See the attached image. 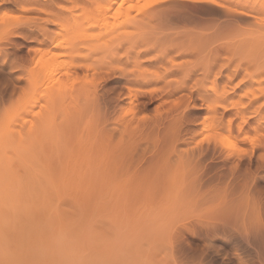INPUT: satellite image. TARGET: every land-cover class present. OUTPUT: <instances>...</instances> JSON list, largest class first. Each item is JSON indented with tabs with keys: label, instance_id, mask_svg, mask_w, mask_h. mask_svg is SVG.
Listing matches in <instances>:
<instances>
[{
	"label": "rangeland",
	"instance_id": "374dc122",
	"mask_svg": "<svg viewBox=\"0 0 264 264\" xmlns=\"http://www.w3.org/2000/svg\"><path fill=\"white\" fill-rule=\"evenodd\" d=\"M119 1L120 0H118L116 4L114 3L113 6H112V8H113V10H114V8H115V10L117 8L118 9V12H119V10H121V12L118 13L116 11L118 14H116V13L113 14V10H112L111 13L109 12V14L112 15V16H110L109 14H107L109 16V17H107L106 16V13L105 12L104 13L103 12H100V10L101 9H104L103 7H105V5L107 6L109 4L108 3V2H110L109 0H58V4H60V7H56L54 10L56 12L59 10L58 12L60 13V11H62L63 9H65L64 10V14L60 13V15H57V17L59 16L61 18V16H62L63 18L61 20H59L55 16V14H54V16L56 17V18H54V20L55 19H56V21L58 20L59 23L56 22L55 24H48V25H46V29H47V32H48L46 35H43L42 33H40V31H38L39 29L36 28V23H37V21L40 22L41 20H45L49 16L47 13H44V12H41V13L24 12V11L21 10V8L18 5L16 6V4L15 3H12V2H7V3L0 4V18H1L0 20H2V21H4V19H2V18H5L6 16H20V17L22 16L21 17V18H23L22 20H26L27 17L28 18H31V17L37 15V19H39V20H36V17H35L34 19L32 18L33 21L36 20L34 22L31 21L30 19L28 21H31V22H28L27 20L24 21L26 23L23 22L24 23L23 26L27 30L24 29L23 31H21V32H19L17 34H14V35H7L6 34V36H5V34H4L5 32L2 30V28H0V32L1 31L3 32V33H0V52H1L0 53V58H1L0 60H3V61H1L2 63L0 62V65L1 66L3 65L2 67L0 66V106L3 107V108L5 107L4 110L2 109L4 111V112L2 111L4 113L3 116L4 115L7 116V114H5V113H7V111H8V113H9V111H14V109L17 106V109L19 111H20L19 107L21 108V111H20L21 114L19 112L20 115L17 114L15 116V119L16 118H18L19 120L21 119L20 121H22V122L25 121V120H28V122L25 121V123L27 122L30 125V122L31 121H32L31 123L34 124V122L37 120V119H34V118L37 117V114L40 113V112L38 113L37 111L41 110L45 106H46L45 107V110H47V105H48V103H46V99H47L46 95L47 94L45 93L46 91L44 92V90H43L45 88V86H46L45 83L47 82V79L44 81L43 78L42 79L41 78H37V77H39L40 73L42 74V72H39L38 73V68H40V67H38L37 69L35 68V70H34V72L37 70L36 73H38V74H36V73L34 74V75H36L37 80L38 81L41 80L39 83L37 82L38 83L37 85H38V88H39V90H37V91H40V89L43 88V89H41L40 92H37L36 91L37 86L35 87V90L34 91L36 93H38V95H37V94H35L34 91H33L34 93L31 92L33 90V87H34V85H33L34 83L31 82L34 77H31L30 76V75H33L30 72V70L31 71L33 70L32 67H31L33 65H31L30 68L29 67H26V68L29 69L28 72L31 73L30 75H29V73H27V69L24 68V70H23V69H21V68H23L21 66H24V65L27 66L28 64L31 63V62L29 63L30 57H32L30 55H32V54H34V52H36L34 50H39L38 53L34 54V56H40L42 54V53L40 54V50H41V52H44L47 47L48 48L50 47L47 50H50L51 49V50H54V51H56L58 53V52H61L63 50V46H65V45H68L69 46L70 40H72V38H73L75 41L73 42V40H72L71 41V44L74 43L75 44V48H74V51L73 50H71V51H73L75 53V51H76L75 49L81 43L80 44V47L81 48L84 47L85 50H87V51H84L83 50L84 48L83 49L80 48L81 50H83V53L87 55L88 54L87 52H89V55L88 56L89 57H93L94 56V57H93V59L88 57L89 58V61H88V58L85 61L83 59L82 55H80L81 58H79V59H83L85 62L88 61V63L89 62H91V63L88 64L89 66L86 69V66L87 65H84L85 62L83 63V61L81 62V60H80L81 64H79V62L76 63L75 61L72 62L73 61V58H72V61H69V59L71 60V57H69V55H71V53H67V56H65L66 55V54H64L65 52L63 53V51H62V53L64 54L65 57L62 55V53H60L61 56H62V58H61L60 54H58L60 57H58V58L55 59V60H58V62H57V65L58 66H56L57 68L56 69H54L55 67H52L53 69L51 68L53 70V72H54V70L55 71L57 70L59 72V74L57 72V74H58V76H57L56 72H54V74L56 76L54 75V76H51V77H55L53 79H56V77H58V80H56V81H59L60 80L61 83H62L63 79L64 78H67L68 74L71 75V73H69V72L72 69V67L71 68H67V67L72 66L73 65L72 63H74V64H76V65H73L75 67V68L73 67L75 70L72 69L71 71L73 72L72 74H74L75 72L78 73V75H77V73L74 74V77H76V81H77V78L78 79L80 78L81 81H79V82L82 83V81H83V84L84 83L87 84L88 81H86V78H85L86 75H85L84 72L88 73V76L91 78V80L89 78V81H92V79H94L92 81L93 83L91 82L93 84V88H94V85H95L94 82H98V84L96 85V88L98 87L97 89H99V90H95L98 95L95 92L93 98L91 97L92 95L89 96L90 99L88 98L89 99L88 101H87V99H86V101L83 100L84 102H82V100L79 101V103L81 105L79 103L78 104L80 106H78V104L76 106V104L73 103L76 106L75 108L73 107V109H71V107H70V104L71 103H69L70 102V97L69 96L73 95V93L70 92L71 95L68 94L69 96L66 95L67 94L66 92H65L66 94H64L66 96V99H67V97H69V100H68L69 102L66 101L65 97L63 98V97L60 96L61 98H60L59 101H57V103L58 104L59 103L61 104V108L58 109V111H57V118L55 119V122L51 126L52 135L47 136V137L43 136L41 138L42 139V143L41 144H37L36 149H35V153H36L37 157L39 158V165L42 164L43 165L42 167H44L45 169L48 170V172H49L48 173L49 174L48 177H52V175H53V177H55V176L59 177L63 173H67V172L69 173L71 171L70 170V166H72V164H74V162L77 161L76 164H78V162H80V161L83 162L84 161V160H80L82 157L84 158V155L83 156H81V155L79 156V154H82L83 152H85L84 153L85 156L88 155V158L86 157V160L89 161V163H90V164H88L89 166L87 165L88 162L86 160H85L86 161V164H85V162H83V163L86 166H88L89 168L91 167V171H93L94 174L87 167H86V171H84L85 169L82 170L85 167H84V164L81 162L80 163V166H77L76 168L75 167L74 168L71 167L72 168V172H70V174H68L69 176H67V180H68V178H70V176H72V178H73V174H74V176H76L78 178V179L76 178L74 180H76L78 183L75 182V181H73V180H72V182L73 183L75 182L78 185L80 184L79 183L80 181H81V183H84V181L87 182V184H84V186H83V194H82V197L80 195V192L81 191L79 193L77 191L78 190H81V187L80 186L83 185V184H80L79 185L80 188L78 186H77V189L76 188H73V189H76L77 190V191H73V192H75V193L77 192L80 195L81 200H80V197H78L79 195H77V197H78L79 200L78 201H75V200H77V199H75V195L69 194L72 191L69 192L70 188H65L69 184H66L67 185L66 186V185H64L63 182H61L62 187L58 184L61 188L68 189L67 191L69 193H67V191L65 193H67L69 195H72V197L70 198L69 195L66 196L67 194H65V193H64V196L62 195V197L63 198L64 197H66V198L68 197V199H71V202H76L75 203V205H76L75 209L78 208L77 210L81 214H82L81 211L84 210V208L87 210V211L85 210V212L83 211L85 214L84 213L82 214L83 216H86L88 218L86 220L87 223H88L87 225H90L89 224L90 221L92 222V223L90 222L91 225H92V227L90 225V227L88 226L89 229L88 228H85L86 223H85V220H83L84 217L81 218L82 216L80 214L81 217H79L80 218L79 219L78 218V215L76 213L77 210H75V213L77 215L76 216L77 218L74 217V218H76L75 220L77 221L79 219L78 220L79 222H81L80 220H83V223L82 224H85V226H83V227L85 229L91 230V231H89V234H86L88 232V230H87V232H85V236H86L85 238L87 239V235L89 236L91 234H92L91 236L93 237V238H91V236H90V238L88 237L91 241H89V239H87L88 240L87 242H89L88 243L89 245L86 244V245H88L87 246V249H88V254L90 255V256L88 255L89 256L88 259L91 258V255H92V257L94 256V260H93V258H91L90 260H88L89 261L88 264H92L94 261L96 262V260L97 261L100 260V262H96V264H107L108 262H110L108 264H115V263L117 264L116 261H118V260L120 261V262L118 261L119 264H150V263L151 264H244V263L245 264H263L264 263V259H263L264 258V230H263L264 229V224H263L264 223V220H263L264 219V216H263V213H264V211H263V209H264V206H263L264 205V200H263L264 199V192H263L264 191V169L262 168V166L264 165V159H261L260 157L262 155H264V135H263L264 132H262V131H264V127H263L264 126V122H263V120H264V118H263L264 117V33H263L264 32V28L262 30V26L258 23V18L264 17V8H262L264 6L263 5L264 4V1L262 0L263 2L261 1V3H263V4H261L260 3V0H257V2L254 1V0H241V1L240 0H218L221 3L227 5L228 6V7L226 6L227 9L226 8H223V7H218V6H215V5H212V4H208V3L190 4L188 2L163 1V2H161L159 4L153 5L154 7H150V10L149 11H146L144 13H140V11H141L140 5H142L144 3V0H140V1L135 0L134 3L137 6L135 8H131V9L129 7H128L129 9L126 8L128 6L126 1L123 3L124 4L123 5L124 7H121L120 4H119V6H120V9H119L118 8L119 7L118 6V2ZM248 1L250 3L251 2L254 3L255 4V8H253L254 6L251 5L252 3L250 4ZM130 2H133V1H129V3ZM105 3H107V4H105ZM101 5H102V8L100 9V6ZM116 5L118 7H115ZM125 5H127V6H125ZM229 6L232 7L233 9L229 8ZM18 7L20 8V10H18L19 9ZM56 9H58V10H56ZM138 9H140V11H138ZM230 9H231V11H230ZM236 9L237 10H240V9L241 10H243V9L244 10H247L251 14H253L254 17L242 15V14H239V13H235L234 10L236 11ZM232 10H233V12H232ZM65 11H67V12H65ZM101 11H103V10H101ZM128 11H130V12H128ZM68 12H70V13H68ZM98 13H101V14H98ZM126 13L127 14L129 13L130 14V16H131L130 18H133L132 15L133 16H138V19L139 20L138 19H135V21L133 20L134 21V24L135 25H138V26H135V25L132 26L133 25L132 24L131 25L132 27H131V26H129L130 24L127 23V25H126V24H124V22H122L123 21V18L126 19V17H125V14ZM136 13H137V15H136ZM99 15L102 16V17H100ZM122 16H124V17L121 19ZM51 18H52L51 16L48 17V19H51ZM75 19H76V22H75ZM78 19L79 20L81 19V20L79 21ZM7 21H8V23L13 22V21L9 22L10 20H8V19H7ZM69 21H74V22H71L72 23L71 24L72 25L71 28H75V27L77 28L80 23H82V25L84 24L83 25L84 27H82L80 25L81 27H78L77 30L76 29H72V32L69 31L70 32V34H69V32L66 31L67 27L70 26V25H68L70 23ZM81 21H83V22H81ZM118 21H119V25L121 26L119 29L116 28L119 25L117 23H115V22H118ZM133 21H131V22H133ZM136 21H139L140 23L137 22L139 24H136L135 23ZM65 22H67V23H65ZM120 22H122L123 24H120ZM4 23H6V18H5ZM31 23H35V25L32 24V26H35V27H30L31 26ZM40 23H42V21ZM112 23L114 24V26H113ZM115 24L117 25L116 27H115ZM62 25H64L63 26L64 28L62 27ZM55 27H57V28H55ZM113 27H114V29L116 28L118 30H116V29H115L116 31L113 30ZM63 29H65V30H63ZM110 29L113 30V31H115V32L112 31V34L111 35H110V32L111 31L108 32ZM51 30H53V31H51ZM69 30H71V29H69ZM120 30H122V31H120ZM57 31H60L59 34H58ZM117 31H119L120 34ZM116 32L119 34V36H116V35H118V34H115ZM124 32L125 33H128V34H132V36L130 35L131 36V38H129L130 40H127L126 39V37L128 38L129 36L128 35L126 36V34ZM64 33H66V34H64ZM1 34H4V35H2L3 37L1 36ZM68 34H69L70 39L67 37ZM122 35H124L125 37H123ZM62 36H63L64 40H66L68 38V42H69L68 44H67L66 41L60 40V39H62ZM73 36H76V37H73ZM113 36L114 37H117V40H118V38L120 39V36H122L121 38H123V39L120 40V41H123L120 44H117L118 41L116 42V45H118V47L114 44V42L116 41V38H115V41H114V39H111V37H113ZM43 37L46 40L43 39ZM132 37H134L135 39H137V40H135L136 42L135 41L131 42L132 40H134V38H132ZM142 37L145 40L147 39L146 40L147 42L148 41H151L152 39L155 40L158 37L160 39H156L155 41L153 40L154 43L156 42V45H157L158 44L157 42L160 40V42L162 44L159 43L158 46H156L157 49H158L157 50L155 46H154L155 47V49H154L153 48V45L151 43L149 44V42H148V44L150 46L152 45V48L151 49H154L153 51H156V50L157 51L156 52H153V51H151V49H149V52L150 53H146V56L142 53L145 57L143 55L139 54V57H140V55L143 56V57L137 58L136 55H138V53L141 50H143L146 46H147L146 48H148V45H145V47H144V44H147V42ZM145 37H147V38H145ZM53 38H55V39H53ZM47 39H50V41L47 40ZM124 39H126L127 41H130L131 43L130 42L127 43V41L124 40ZM52 40H54V41L52 42ZM55 40H60L59 43L61 41H63L62 43H60L61 45L63 44L62 46L59 44L61 46V47L58 48L60 51L58 49L57 50L54 49V48H56L55 47L56 46V42H58V41H55ZM162 40L164 41V43L162 42ZM112 41H114V42H112ZM143 41H145L144 44H143ZM42 42H44V43H42ZM134 43H136V44H134ZM41 44H43V45H41ZM44 44H46V45H44ZM48 44H49V46H48ZM77 44H78V46H77ZM112 44H113L114 47L117 48V49L115 48L116 50L112 47ZM122 44H123V47L124 46L126 47V48H124V50H126L125 51L126 52L125 54H127L126 56H127L128 59L127 58L126 59H123L126 56H124V57L122 56V55H124V50H121V49H123L122 48ZM141 44H142V46H141ZM160 44H161V46H160ZM163 44L166 45L164 48H162L164 46ZM171 44H174V46H172ZM178 44H179V47H178ZM53 45H54V47H52ZM83 45H86L88 47H89V45H93L94 47H89L88 48V47H85ZM96 45H98V46H96ZM135 45H137L138 47L135 46ZM99 46H102V48H97ZM129 46L130 47L132 46L131 47V50L133 49L132 51L131 50L129 51ZM140 46L142 48L143 47L144 48L141 49V50H139V52L137 51V54H136L135 51L138 50V48L140 49ZM167 46L168 47L170 46V47L168 48ZM73 47L71 45V47H69V48H73ZM96 48L98 50H96L94 52V49H96ZM65 49H66V46L64 47V50ZM165 49H167V50H165ZM47 50L45 52H47ZM90 50H92V51H90ZM111 50H115V52H114L115 54L110 53ZM162 50H164L165 52L168 51L167 54L165 55V53H164V55L161 56V53L160 52ZM80 51H79V53L82 54V51L81 52ZM106 51H108L109 54H112V55H108L109 57L111 56V57H114L115 58L116 56L119 57L120 54H121V56H120L121 58L119 57V59H121L120 62L118 61V58L117 57H116L117 60L114 59V58H113L114 59L113 60V59H111V57L108 58L106 55H105V58H104V54H106ZM128 51H129V55H128ZM164 51H162V52H164ZM66 52H67V49H66ZM103 52H105V53H103ZM157 52L160 54V57L157 54ZM169 52L171 54H169ZM92 53H93V56H92ZM1 54L2 55L4 54V56L1 57L2 56ZM37 54H40V55H37ZM147 54H149V55H147ZM156 54L158 55V57L161 60H159V58H156L157 57ZM73 55H75V54H73ZM73 55H71V56L73 57ZM135 56H136V59H135ZM68 57H69V59H67ZM64 58H66L67 60L64 59ZM214 58L217 59V60H215ZM62 59H64L65 62H62L63 64L61 65ZM90 59H91V61H90ZM109 60H110V62H109ZM123 60H125V61H123ZM134 60L135 61L137 60V61L135 62ZM66 61H68L69 64L66 63ZM113 61H115V62H113ZM129 61H131V62L129 63ZM215 61H217L216 63L218 64V66H216V67H218L219 69H220V66H222V65L224 67V65H226L227 63H229V65L231 64L230 67H232L231 70H233V71L231 72V75H232L231 80L230 81L228 80L229 82H226L227 78L226 77L224 78L223 77L224 75H222V76L219 75L218 76L219 78L217 76L214 77V78H216V84L214 83L215 79L213 78V75L211 76L210 74H208V75H210L212 77L211 80L212 81L214 80L213 82L210 79L204 78V76H205V74H204L205 73V71H204L205 68H207V66L209 64H211V65H213V64L217 65L215 63ZM133 62H135V63L133 64ZM9 63H11V64L8 65ZM82 63H83V65H82ZM112 63H114L113 64V68L108 66L109 64L112 66ZM78 64L80 66H78ZM55 65H56V63H55ZM44 66H46V65H44ZM115 66H117V69H116ZM10 67H12L13 69L10 68ZM82 67H85V68H82ZM18 68H20L21 70L18 69ZM58 68L60 69L61 72H63L64 68H65V70L67 68V72L66 71H64V72H66L65 74H67V73L68 74L65 75L64 72L61 73L58 70ZM89 68H90V70H89ZM110 68H112V70H110ZM215 68H214V70L217 69V68L216 69ZM10 69H12L13 71L10 70ZM45 69H46V67H45ZM45 69H44V71H45ZM167 69H170L171 71L169 72V70H168V71L165 72V70H167ZM192 69L194 71H191ZM219 69H217V70H219ZM42 70H43V68H42ZM47 70L48 69H46L45 74H48L49 73V72L47 73ZM52 70L49 69L50 73H51ZM68 70H69V72H68ZM105 70H108V73H107L108 75L106 76V78L108 80L104 77V74H103V72ZM115 70H116V73H115ZM121 70H123V72ZM196 70H197V72H195ZM16 71H18V72H16ZM40 71H41V68H40ZM44 71H43V73H44ZM112 71L114 73L111 74V76H110L109 74L112 73ZM53 72L51 73L52 75H53ZM125 72H126V74H125ZM98 73H100V75H102V77H104V78H102ZM136 73L137 74L140 73L141 75L143 74L141 77H143L145 74L147 75L148 78L149 77L151 78L152 76L155 77L154 79L156 81L153 80V78H151L154 81V83L151 82V86L150 85H147L148 89L147 88H145V89L142 88V89H144V90H146V89L149 90L150 89V91L153 90L155 92L154 96L158 95V97L157 98L155 97L154 99H151L148 96L135 97V95H134V97H133L134 103H132V105L135 108L132 105H130V107L129 106L128 107H129V109L133 107L135 110L132 108L130 110V112L132 111L133 113H129L130 115L128 114V115H125V116H127L126 119H128V117L131 116L129 118V120H130L132 118V116L135 115V112H136L137 114L135 115V117L133 116L135 119L134 118H132V119L135 120V123L136 124H138L140 122H142V123H140L141 125L139 124L141 127L139 129H136L135 130V135L133 136V134H132V136H133L132 138H134L135 140L130 137V140L131 139H132V141L134 140L135 143L132 144V145H134L135 147L132 146V145H130L131 147H133V148H131L128 145V147L130 148V149H128L129 150V154H128V152L125 153V150L127 151V149H124V148H128L127 146H125L123 148L124 150L122 149V151H124V153H125L124 154L122 151H120L121 150L120 148H122L121 146H124L127 143V140H128V143H129V139H128L129 136L128 135H131V133L128 134L126 132L127 133V136H125L126 133L123 132L125 134L124 135L120 131H117V132H119L121 134L119 135L118 133L115 132L116 133V136L113 139L114 135L112 136V133H114V132H111V134H110V131L107 132L106 130L111 129L118 122H120V123L123 122V121L121 122V121L118 120V119H121L122 116H118V114H120V113L117 112L116 109L117 108H120L119 106L121 104L122 105L125 104L124 106L129 105V100H126L127 98L126 99H122L124 97L121 94L124 95L125 92L127 93L128 91H126V90L128 88H130V87L131 88H135V89L136 88H139L138 87L139 85H137V84H135V86L133 84H131L132 85L131 86L129 84L127 85V82L128 81L126 82V80H128V79L135 78L134 76L136 75ZM164 73L166 75H168V76H166ZM90 74L92 76H90ZM115 74H117L118 76L117 75L115 76ZM140 74H138V75H140ZM151 74H154V75L151 76ZM155 74H157L158 76L157 75L155 76ZM162 74L165 76L164 77L165 79L163 78V81L157 80V79H159L158 78L159 75H161L160 77L163 76ZM20 75H22V76L20 77ZM27 75H29L28 76L29 77L28 80L26 78ZM42 75L40 77H43ZM97 75H99L101 78L98 77ZM126 75L128 77H130V78H128V77L126 78ZM146 75H145V77H146ZM12 76L13 77L15 76L14 79L12 78ZM60 76L62 77L61 78L62 80L59 78ZM88 76H87V80H88ZM93 76H95V77H93ZM192 76H194L195 78L192 77ZM249 76H250V78H252V80L250 79L251 82L249 80ZM45 77L46 76H44V78ZM72 77L71 78L68 77L67 80L64 79L67 82V85H66V88L68 86L67 91H71V89L73 91V88H75V87L77 88L78 87V89L76 91V92H78L79 88L82 89V87H81L82 84L80 83L81 86H79L78 85L79 83H77L78 81L77 82L75 81V83H74L72 81V79L74 77L73 78ZM47 78H49V77H47ZM97 78L100 79V80L103 79L104 81L103 80H101V81L100 80H97ZM138 78H140V76ZM192 78L194 79V81H192L193 80ZM208 78H210V77H208ZM17 79H19V80H17ZM25 79L27 81H29L30 84L33 83L31 85V86H33L32 88L30 86V87H28L30 89L27 90V86L29 85V83ZM184 79L187 81V85L188 86L190 84H192V86H193V84H197L196 83L197 81L199 83H201V82L203 83L206 80L207 81L210 80V82H207L206 81V83H208L209 86L206 83H204V85L202 84L203 85L202 87L201 86H197V85H200V84H197L196 85L197 88L195 86H193V89H198V87H200L199 88L200 90L204 86L205 87L208 86V89H206V90L205 89H202L201 91H204L205 90L204 92H208L207 94H208V97L209 98L207 100H209V102H211L214 99V98L212 99V97H214V94L215 93L213 94V92L209 88L214 83V85H216L217 90L219 88L222 92L225 89H230V94H229L230 95V99H229V102L231 100L230 103L233 106H234L235 103H237V104H235V106H237L238 108H240V107L243 108V106L246 105L244 108L246 110V113L247 114L249 113V114L246 115V113H245L244 114L245 117L246 116H249L250 113L252 114V111L256 110L252 114L254 117L252 115L249 116L250 117L249 118L250 124L246 125L245 127L243 126V129H242V127L240 125L242 124L241 122L243 121V118H242L243 116L242 115H241L242 117L241 116L239 117L238 115L235 116L236 111L238 110V108L236 107V109H235V106H234V108L232 107L233 109H231V111L233 110V112L231 113V111H230L231 115L234 117L233 118V120H234L233 121V126H232L231 131H230L232 134L231 133H228L227 134L226 133L227 131H223V130H222V133H221V130L218 129L217 131L220 132V135H219V133H217V131L210 129V131L209 130H206V131H209V133L206 132V131H204L203 132V135H201L202 137H204L208 133V136H209V134L212 136V134H213L212 131H214V132L217 133V135H213L212 138L214 136H217L216 138H218V136H221L225 132L226 134L225 133L223 134L224 137L223 138L221 137L220 139H223L227 143H228V140L229 141L231 140L232 143H235L236 144V147L238 149L239 148L245 149V153L248 152L247 150L252 147L251 150L249 149L252 155L250 154V152L247 153L248 155H246L244 153L245 158H244V156H242L243 152H238L237 151V148H235L236 149L235 151L233 149V151H234L233 153H232V150H230L232 148H228V150H230V152L232 153L231 160H230L231 163H228V165H230V166L232 165V167L236 166L237 164L240 165V166L237 165L238 168H239V170H237L238 168H236V170L234 171V173H237L236 174V176L238 175L237 177L234 175L233 172H231V171H230L231 173L228 172L229 169H230V167H228V165L226 167L225 166H223V167L221 166V159L223 158V156L221 158L220 155H218L219 153L217 154V156H219L221 159L219 158L218 159L219 161L216 159L215 161H213V163L216 164L218 162V165H220V167H222V168H220V167L218 168L217 167L218 165H215V166H216V168H218V169H220L222 171H223V169L225 171V168L228 169V170L226 169V171H227V174L229 173L230 177L227 176V174H226V177H229L228 179L225 177L228 180L226 182L227 185L224 183L226 181L225 178L223 179L225 181H223L222 183H221L222 180L219 181V182L217 180H213L214 182L213 183H210V182H208L209 180L207 181L205 179L206 177L204 178L205 180L204 181L202 180V182H201V183L204 182L203 185H206V186L200 185L199 179L203 175V169H199L200 168L199 167L200 164H199V166H197L198 163L195 164V162L197 161V159H195V157L192 158V153H193V152L191 153L192 148L189 149V147H190L189 145H191V144H192L191 147H193V149L196 148L197 147V144L196 145L194 144L196 142H194V140H192L191 141V144L189 142L188 144L186 143V145L184 144L185 142H183V141L180 142V141L177 140L178 142L177 141L174 142V139L175 138L176 139H180V137L182 136V135H180L181 134L180 132H182V134H183L184 133L183 132L184 130H182V129L188 128L190 126V123H186L183 120L182 122H177L175 124L174 122L176 120L175 121L173 120L174 122L171 121V125H169L170 123H168V121L167 122L164 121V123H166V124L159 127V125L154 122L156 116L159 115L158 113H156V114L154 113L155 110H158L159 112L162 111L163 113H165L166 108H170L169 107L170 104H172L171 105V108L173 107L174 104H175L174 107L176 106L177 108L181 104V103L179 104V102H180V99H181L180 98V94L182 92L177 93L174 96H165V92L162 91L163 88H164V86L166 87L165 84L166 83L168 84L169 82H170V84H171V82H173V83L174 82L175 83L176 82H180V81L182 82ZM202 79L204 81H202ZM51 80H49V82H51ZM69 80H70V82H69ZM255 80H257V81H255ZM191 81L193 83H191ZM11 82H12V85H11ZM53 82H55V80H53ZM64 82H63V85H64ZM164 82H166V83H164ZM43 83L45 84V86H44ZM68 83H69L70 86L68 85ZM89 84H90V82H89ZM92 84H91V87L89 86L90 89L92 88ZM13 85H15V86H13ZM35 85H36V83H35ZM161 85H162V87H161ZM222 85H225V86H222ZM99 86H100V88H99ZM126 86H128L127 89H126ZM244 86L247 87V88H245ZM69 87H73V88L69 89ZM189 87H191V86H189ZM231 87H233L234 89L231 88ZM17 88H18V90H17ZM93 88H92V90L96 89V88H94V89ZM84 89H86V88H84ZM84 89H82V90H84ZM122 89H123V91H122ZM10 90H12V91L10 92ZM164 90H165V88H164ZM207 90H209V91H207ZM256 90L258 92H256ZM260 90H263V92L260 91ZM27 91H29V92H27ZM160 91H162V93ZM254 91L257 93V94L255 93L256 95L254 94ZM158 92H160L159 93L160 95L163 94V92H164V94H163L164 96L161 95L163 97H161V96L159 97ZM183 92L185 93L186 90L183 91ZM7 93H8V95H7ZM119 93H121V94H119ZM44 94H46V95L43 96ZM115 94L117 96L118 95H121L122 96V97L121 96H118V98L120 97V100L119 101H118V98L115 96ZM182 94H181V97L183 95H186L187 92H186V94H183V95ZM84 95H83V98H84ZM95 95H97V98H94V97H96ZM110 95H111V97H110ZM242 95H244V96H242ZM71 97H75V96H71ZM112 97H113V99L111 100ZM37 98H38V100H37ZM78 98L79 99L82 98V95H81V97H78ZM105 98L106 99L108 98L107 99L108 101H106ZM183 98L186 99V97H184V96H183ZM61 99L62 100L65 99V101H62ZM30 100L31 101L34 100L35 103H32L33 101L30 102ZM72 100H73V98H72ZM109 100H111V101H109ZM181 100H183V99H181ZM37 101H38V105H37ZM73 101H71V102H73ZM117 101H118L119 105H118ZM183 101H185V100H183ZM197 101H198V103H197L198 105L202 104V103H200L201 101L199 99H197ZM241 101H242V103H241ZM61 102H63V103H61ZM66 102H68V103H66ZM120 102H121V104H120ZM238 102H239V104L240 103L241 104L239 105ZM256 102H257V104H256ZM109 103L110 104L112 103L113 105L112 104L109 105ZM243 103H245V104H243ZM3 104L5 106H3ZM6 104L7 105H10V106L7 108V105ZM30 104L33 105L32 106V107H34L33 109L32 108L30 109V107H31ZM35 104H36V106H35ZM242 104H243V106H242ZM65 105L66 106L69 105L68 106L69 108L67 107V109H66L65 108L66 107ZM71 106H73V105L71 104ZM111 106L114 107L113 109H115V111L117 112V116L120 117V118L117 119L118 120L117 123H115L114 125L108 126L107 127L108 129H107L106 127H104V124L105 123H106V126H107L109 124H113L116 121V119H115V121L113 120L114 119L113 116H115L116 114L113 113L114 110H112V107ZM124 106H123V108L121 107V109H122V111H120L121 112V115L127 113L126 110H128V109H127V107H124ZM180 106H182V105H180ZM12 107H13V109H9V108H12ZM106 107H108V108H106ZM182 107H179V109L182 108ZM253 107H255L256 109L255 108L252 109ZM17 109H15V110H17ZM105 109H108V110H105ZM29 110H30V112H28ZM43 110H44V108H43ZM180 110H183V108L180 109ZM188 110H189V112H187L188 113L187 114V116H188L187 119H188V121L191 120V121H189L191 123L193 122V119H194V121H196V119H197V121H198L197 123H200L201 119L205 120L204 117L205 116H209L207 114L210 113V112L207 113L209 110L207 111V109H206L205 106L202 107V108H195V109H193V107H191ZM188 110H185V112L188 111ZM250 110H251V112H249ZM124 111H125V113H123ZM2 112H0V114H2ZM106 112H108V113H106ZM111 112L113 113V116L111 115L112 117L110 116ZM103 113L106 116H104ZM163 113H162V115H163ZM22 114H24L23 117H25V118L22 117ZM107 114H109V116H107ZM33 115H34V117H33ZM40 115H41V113L39 114V116ZM43 115H44V113H43ZM100 115H102V118H101ZM153 115H155V116L152 119L151 116H153ZM189 115H190V117H189ZM41 117L42 116H40L38 118H41ZM105 117H109V118L107 119ZM149 117H151V118H149ZM4 118H6V117H4ZM4 118L0 117V122H2L3 120H1V119H4ZM111 118H113V119H111ZM148 118H149V120L150 119L151 120L150 121L147 120V122H146L145 120L148 119ZM22 119H24V120H22ZM100 119H102V121ZM103 119L106 120V121L109 120V119H111V120H109V121H107V122L104 123V120ZM169 119H172V118L170 117ZM169 119H167V120H169ZM187 119H186V121H187ZM254 119H256L257 121L254 120ZM261 119H263V120H261ZM17 120H15V122ZM19 120H18V122H16V124L20 123L19 125H20V127H22L25 123L21 124V122ZM29 120H31V121H29ZM239 120H240V123H238ZM258 120L259 121L261 120V123ZM97 121H98L99 124H97ZM99 121L103 122L104 124L103 123H100ZM177 121H179V120H177ZM110 122H112V123H110ZM153 122H154V125H153ZM36 123H39V122H36ZM178 123H181V124L183 123L184 126H182V125H180ZM255 123H257V125ZM12 124H14V122H12ZM16 124H15V126H16ZM28 124H27V126H28ZM94 124H95L96 128H99V130L96 129L95 126H93ZM101 124H103V125L101 126ZM147 124H149V126ZM177 124L180 125V126H178ZM260 124H261V126H259ZM173 125H176V126H173ZM235 125H236V127H235ZM98 126H100V127H98ZM177 126H178V128L176 129ZM186 126H188V127H186ZM239 126L241 127V129H240ZM248 126H250V127H248ZM256 126H257V128H256ZM170 127H172V129H174V132H173V130H171ZM162 128H164V129H162ZM117 129L115 128V130H117ZM237 129L240 132L239 131H236ZM244 129H246L247 131L246 130L244 131ZM165 130H166V132H165ZM241 130H242V133H241ZM94 131H96V132L94 133ZM113 131H114V127H113ZM254 131L255 132L256 131L257 132L260 131L262 133H260V132L257 133L256 132L257 133L256 134V133H254ZM97 132H98L99 135L97 134ZM176 132H179L180 134L177 133L178 135H176ZM210 132H212V134ZM235 132H239V133H235ZM246 132H247V136L248 137L245 134ZM101 133H104L106 136L111 135V139H113V141L111 139H110V141L111 142H114V140H116V142H115L116 145H118L117 143H119L120 147L119 146H116V147H118V149L116 148V150H114L113 148H115V147L113 146L112 149L110 148V150H114L113 151L114 153L117 152L116 155H117L118 158H119V156H118L119 153H123L124 154L123 156L125 157V159H123V157L122 158L121 157L119 158V160L120 159H123V161H121V163H119V161L116 160L117 159V157H116L115 160H116V162H118V164L116 163L117 166L115 164H113V163L111 164L112 166H111V168H109V170L110 169L113 170V168H115V167L118 168L117 171H115L116 168L114 170L116 173L115 172L113 173L112 170H110L113 173V175H111V172L108 170V167H110L109 165H108V167L102 168L103 167V164L105 162H107L109 159L112 158V154L110 155L109 153H113V152H111L110 150H108V147H110V145L112 143L108 140V138H105L106 136L104 134H103L104 135L103 136ZM107 133H109V134L107 135ZM165 133H167V134L165 135ZM233 133L238 134V135H234ZM243 133L245 135H243ZM96 134H97V137H96ZM100 134H101V136H100ZM122 134L124 135L123 136V140H122L123 142L121 141ZM259 134H261V136ZM163 135H165V136L163 137ZM239 135H240V137H239ZM250 135L252 137L254 136L253 138H255L256 140L258 139V137L259 138L261 137L260 139H258L259 142H258V140L257 141L255 140V142L258 143V144H256L257 147L255 146V144L254 145L252 144L253 142L251 143V141H253V138L251 139V136ZM99 136H100V138L102 137L100 142H105V145L107 144L106 145L107 146L106 147V151L107 152L105 150L104 151L102 150L100 152L97 151L98 148L96 146H97V144H98V142L100 140L99 139ZM119 136H120V138H119ZM174 136H177V137H174ZM225 136L228 137V140H225L224 139ZM243 136H246L247 138L246 137H243ZM108 137H110V136H108ZM202 137H198V138H200L199 141H198V139H195V140H197L199 144L200 143L202 144V139H203ZM94 138H95V140H94ZM97 138H98V140H97ZM116 138L120 140L121 144H120L119 141L117 142V139ZM90 139H93L92 143L89 142ZM102 139H105L106 141L105 140L103 141ZM124 139H125V141H124ZM261 139H263V141H260ZM215 140H218V139H215ZM107 141H109V144L106 143ZM132 141H130V142H132ZM204 141H205V139H203V147L205 146V148L208 146V144L211 145V143L213 145H215L214 144L215 143L214 141L213 142L211 140H209V142H204ZM218 141H220V140H218ZM93 142H95L96 145L95 144L93 145ZM172 142H173L174 145H172ZM179 142H180V144H178ZM182 143L184 144V146H183ZM220 143H221V141H220ZM220 143L218 142V145ZM88 144H89V146H88ZM199 144H198V146H200ZM206 144H207V146H206ZM92 145L95 148H97L96 151H93V150H95V148L93 149L92 148ZM100 145L101 144H99L98 147ZM105 145L103 144L104 147H105ZM194 145L196 147H194ZM213 145H211V147H214ZM222 145H224V144H222ZM251 145H253V146H251ZM103 146H100V147L103 148ZM218 147H221V146H218ZM89 148L91 150H88ZM102 148H100V149H102ZM185 148H186V150H185ZM103 149H105V148H103ZM218 149H219V151H221L220 148H218ZM87 150L90 151V152L87 153V155H86ZM118 150L120 151L119 153H118ZM175 150H179V153H178V151H176L177 152L176 155H175ZM183 150H185L184 152H185L186 156L184 155ZM260 150H263V151L261 152ZM91 151H92V153L94 152L95 154L96 153L100 154L101 152H104V153H102L99 156L96 154V157L99 159V161H100V158L99 157H102L103 154L107 155V157L110 155V157H108L109 159L107 158L108 159L107 160L106 159V156L105 157L103 156L105 159L102 158L101 160H103V161L105 160V162L102 164L101 162H103V161H100L99 164H102V165H100L101 168L100 167L96 168V166H94L95 164L93 165L91 163V160L93 162L96 161L95 160V157H91V158H94L95 161L90 158L89 155H90ZM108 151H110V152H108ZM236 151H237L238 154H241L242 153L241 156H240L241 158L239 156H236V155H238V154L235 153ZM92 153H91V155H94ZM153 153H154V155H153ZM173 153H174L175 156L173 155ZM189 153H191L190 156H189ZM256 153L258 155H260V157ZM167 154H169L168 155L169 157L168 156L167 157L170 160V161L168 160L170 163L164 161L165 159L167 160V158H165ZM178 154H180L179 155L180 157L178 156ZM197 154H198V152L195 155H197ZM233 154H235V155H233ZM132 155H134L135 157H134V159L131 158V160H130V157ZM142 155L144 156V159H142L143 158ZM182 155L185 156V158L188 156L186 158V160H188V159L189 160H188V162H186V164L184 163L185 166H183V171H181V172L180 171H174L177 168V167L175 168V165L178 166V170H182L180 168H182V166H181V165H183L182 162H184V160H185V158L183 160ZM147 156H148V158H147ZM139 157H141V158H139ZM173 157H175L176 160ZM114 158H115V156H114ZM152 158H153V160H152ZM178 158H182V160L180 159L181 164H180ZM190 158H192V160ZM196 158H199V157H196ZM232 158H233V160H232ZM258 158L260 160H258ZM209 159H206V160L204 159L205 160L204 162L203 161H199V159H198V162H202L203 163V164L201 163L202 166H203V167L202 166L201 167L202 168H205L206 170L205 169L204 170L206 172L210 171L214 167V164H212L213 166L210 165L211 167H209V169L210 168L211 169L210 170H207L208 169L207 164L209 166V163H212L211 160L209 161ZM78 160H80V161H78ZM129 160L132 161V162L130 163ZM171 160H173V161H171ZM109 161L111 162V160H109ZM125 162L126 163L129 162V163L126 164ZM145 162H147V163H145ZM164 162H165V164H164ZM177 162H179L178 165H177ZM261 162H262V164H261ZM96 163H97V161H96ZM167 163L171 164L172 167L167 166ZM174 163H175V165L173 166ZM106 164H108V163H105V165ZM125 164L126 165H129V167L131 168V172L130 173H129L130 168L129 167L127 168V166ZM241 164H242V166H241ZM123 165H124V167H123ZM125 166H126V168L128 170L127 169L126 170H123L125 168ZM92 168H94V169H92ZM106 168H107V170L109 172L107 170H104ZM173 168H175V169H173ZM73 169L74 170L75 169L76 170L77 169L79 170V171L77 170L78 171L77 175L79 177L77 175H75V172H73L74 171ZM96 169H98V170H96ZM101 169H103V170H101ZM214 169H215V167H214ZM214 169L212 170V174L215 173V171L218 170L217 169V170L214 171ZM257 169H258V172H256ZM81 170L85 173V175L87 173L88 174L91 173V175L89 176L87 174L88 175V177H87V176H83L84 173H82L83 174V175H81L82 178L83 177H87V178H85L86 180H80L81 177H80L79 172H81ZM99 170H101V171H99ZM198 170L199 171L201 170V171L198 172ZM88 171H90V172H88ZM95 171L97 172V174H96ZM222 171L219 172V170H218L216 173L218 174V172H219L221 174ZM40 172L41 171H39V174H41V175H39V174H37V175H39V177L40 176L42 177L43 176V171L41 173ZM126 172H128L127 175H126ZM133 172H135V175H134ZM197 172H198V175H197ZM201 172H202V174H200ZM50 173L52 175H50ZM108 173H110V174L108 175ZM48 174H46V175H48ZM231 174H233V176ZM44 175H45V170H44ZM46 175H45V177H46ZM65 175H67V174H65ZM65 175L63 174V177L64 178L62 176H61V178L65 179ZM196 175H197V177H199V179L196 178ZM262 177H263V179H262ZM233 178H234V181L235 182L238 181L239 183L233 182V180H232ZM239 178H240V180H238ZM259 178H260V180H259ZM67 180L65 182L66 183H69V182H67ZM196 180L199 181V182H197ZM58 181H59V179H58ZM205 181H207L208 183H206ZM116 182H118L120 184L119 187H124V189H127V190L124 191V189H123V190L120 191V188L118 189L117 187H112V189L115 188V189H117V190L120 191L119 193L122 194V195H120L121 198H122V200L119 201L122 204H120L118 202V199L120 198L119 193L114 189V191L117 192L118 194H116L114 192L115 194H112L111 197H110V198H113V199H111L112 202L114 203L113 204V207H112V202H111L109 196H110V192L112 193L113 190L111 189L110 184L111 183L114 184ZM195 182H197L199 184L197 185V183H195ZM191 183H192V185H191ZM229 183H230V185L233 184L232 186L235 187V189L232 186L230 187L229 186ZM252 183H254V184H252ZM212 184H213V186H212ZM215 184H217L216 187H218V188L214 187ZM219 184L220 185L225 184V185L223 187L222 186L220 187ZM237 184H240V186H242V187H240L238 185L240 187L239 190L236 189V187H238V186H236ZM249 184L250 185H253V186L250 187L251 189L250 188H247V190H245V188L248 187ZM195 185H197V186H195ZM208 185H209V187H208ZM71 186H72V184H71ZM188 186H189V189H191L190 192H189ZM191 186L194 187V188H192ZM198 186H201L202 189L204 187H206V188H204L201 191L202 194L199 193V194H201L199 196H198V193L197 192L199 190H201V187H199V189H197V190L195 189L196 187L198 188ZM244 186H245V188L243 189ZM84 187H85V189L87 187L88 191H90V189L92 188V190H91V192H90L89 195L88 194H85V192L87 191V189L85 191ZM181 187H182V189H181ZM254 187H259L258 191L257 190L254 191ZM106 188H107L108 191L110 189V192L107 194V196L105 195V197L109 198V201L106 200L109 203L103 202L106 199L103 196L107 192V190L105 191ZM219 188L220 189L223 188L221 190V192L219 191L220 190ZM225 188L226 189H229L230 191L229 190H225ZM252 188H253V190H252ZM180 189L182 190V193L183 194L180 193V192H178ZM185 189L186 190L188 189V190L187 191H184ZM240 189H242V190L240 191ZM71 190H72V188H71ZM234 190H236L237 192L234 191ZM260 190H262V191H260ZM64 191L65 190H63L62 193ZM88 191H87V193H89ZM123 191H124V193H123ZM130 191H131V193H128ZM218 191H219V193H218ZM242 191H243L244 194L242 193L241 201H243L242 198L247 197V196H249L250 198L252 196L254 197L253 194H255L256 191L257 192L260 191L259 193L256 192V194L258 195L257 198H256V194H255V198L259 202H255L256 199L252 197L253 198V203L255 202L254 204L258 208V210L253 209L254 208V205H250L252 203V198L249 201V198L247 197V198H245V200L242 203L241 202L239 203V208L241 210L238 213V210H236L235 207L237 206L236 205L237 201L240 200L239 199L240 198L239 193L241 194ZM245 191H246V193H245ZM251 191H254V193L253 192L250 193ZM102 192H104V193H102ZM125 192H127L128 194L125 193ZM192 192H193V194L195 193L194 194L195 196L194 195H191ZM230 192L232 193V195H231ZM221 193H223V194L225 193V194L222 195ZM84 194L88 198L85 199ZM227 194H229V196L230 195L232 196L231 198L233 199V201L236 200V198H237L236 202L235 201L234 202L231 201L232 199H230ZM115 195H117L119 198L117 196H115ZM127 195H128V198H127ZM220 195H222V196H226L227 195L228 198H229V200L226 198L227 196L226 197H222ZM233 195L236 196V198H234ZM58 197H59V199H62V198H60L61 195L58 196ZM83 197H84L85 200L83 199ZM116 197L118 198L117 201H115L116 200L115 199ZM259 197H261L262 199L260 200ZM225 199H227L228 202H230V203L233 202L232 203L233 205L235 203L236 206L234 207V211H236V212H234L233 210H231V208H233V206L231 204V207H230V205H229L228 202H227V205H229V206L226 207V200ZM101 200H103V201H101ZM221 200H223L225 202H223ZM246 200H248V201H246ZM60 201L61 200H58L57 202H59V204H61ZM81 201H82V203L85 201L86 203H83V204H85L86 206H83V204L81 206ZM260 201H261V203H260ZM62 202H63L62 204H64L66 202L63 205V207L65 209L70 210V212L72 211L74 213V211H73L74 208L71 209V207L69 206L71 204L68 203L69 201L67 202V200H64V201L62 200ZM77 202H79V205L81 207L78 205ZM116 202H117V204H116ZM221 202H222V204H221ZM166 203H167V206H166ZM223 203H225L224 204V207H223ZM106 204L109 207H107ZM173 204H174V206H173ZM187 204H188V206H187ZM241 204H242L243 208L245 209V211L240 206ZM77 205L80 208L77 207ZM248 205H249V207H247ZM261 205H262V207H260ZM104 206H106V207H104ZM221 206H222V208H221ZM244 206H246V208ZM82 207H84V208L82 209ZM100 207H103V208H100ZM229 207H230V209H229ZM239 208H237V209H239ZM125 209H126V212H125ZM224 209H225L226 212L224 211ZM108 210L111 211L112 213L109 212ZM127 210L129 211L130 214L128 213ZM221 210H223V212ZM228 210H231L230 211L231 213H229ZM248 210H249V213L246 212ZM227 211H228V213H227ZM253 211L254 212L258 211V214H257V212L255 214ZM61 212L66 213V211L64 212L62 210H61ZM70 212H68V213H70ZM116 212L121 213V215L119 213L116 214ZM218 213H220L221 214V217H222V218H220V220H219V217L220 216H219ZM222 213L224 214V217H223ZM232 213H233V215H232ZM252 213H253V215H252ZM259 213H260V217L258 216ZM112 214H114V215H112ZM216 214H218L217 215V216H219L218 218H216L217 216L214 217V215H216ZM225 214H227L228 216L225 215ZM242 214H243L244 217L242 216ZM64 215H68V214H64ZM117 215H119L121 217L119 218V216H117ZM124 215L126 217H124ZM231 215H232V218L230 217ZM261 215H262V217H261ZM109 216H110V218H111V216L113 218L112 224H111L110 221H108V219H110ZM234 216H237V218L234 217ZM251 216L252 217L254 216L256 218L253 217L254 218V220H253V218ZM86 217H85V219H86ZM127 217H128L129 220L128 219L126 220ZM212 217L214 219L213 222H215V224L217 222H218L217 225L219 223L220 224H223L224 221H225L224 224H226L227 227H223V226H226L224 224H223V226L218 225L219 227L216 226V225H214V223L212 222V220H213ZM257 217H259L260 220L263 223L262 222H261V224L258 223L260 220H257ZM89 218L92 219V220H90ZM112 218L110 220H112ZM114 218H115L116 222H114L115 221ZM121 218H122V220H121ZM210 218L212 220H210ZM261 218H263V219H261ZM200 219H202V220H200ZM235 219L236 220L237 219H240V220L242 219V220H241V222H239L240 220H237V222H236ZM88 220H90V221H88ZM93 220H94V222H93ZM117 220H119V221H117ZM197 220H199V221H197ZM205 220L206 221L208 220V222H209V223L207 222L208 226H210L211 224H213L214 226L218 227L219 229L221 227L222 229H220V230L218 229L221 233H222V230L223 229L229 228L230 230L231 229L233 230V229H235V227H237L235 229L236 232H234V230L233 231L231 230L233 232L232 233L230 231L233 234V236H231L232 235L231 233H230V235L228 234L229 233V229H228V233H226V231H223V233H226V234L224 235L222 233V235L225 236V238L228 239V240H226L223 236H221L223 239L221 237L219 238L218 237V231H216L217 233L215 232L216 234H212V232H210L211 234H209V236H208V234H206V233L209 231L210 228L209 229L207 228L208 226H207V224H205V222H206ZM229 220H231V221H229ZM233 220H234V222H232ZM120 221H122L121 223L124 222L123 224H125V223L129 224V225H127V224L124 225L128 229H126L124 227L126 230L123 231V233H122L123 235L118 232V230L120 228L119 229L116 228V227H118L121 224ZM201 221H202V224L200 223ZM244 221H245V223H244ZM250 221L252 222L253 225L250 223ZM128 222H130V223H128ZM115 223H117V224H115ZM189 223H191V224H189ZM232 223H233V225H232ZM238 223H240V225H238ZM248 223H249V225H248ZM93 224H96L95 227L98 228V230L101 231V232H103V233H99V231L96 228H94V231H93L92 230L93 227H94ZM109 224L111 226H113V225L114 226L111 227ZM123 224L119 226V227L122 226L121 229H124L123 228ZM192 224H193V226H191ZM203 224H205L206 226L203 225ZM257 224H258V226H256ZM185 225H187V226H185ZM199 225L201 226V228H200ZM246 225L249 226V227H247ZM189 226L192 228V229H190L192 231H189L188 230V232H187V229L188 228L186 229V227H189ZM253 226H254V228H253ZM202 227H204L205 229L202 228ZM210 227H212V225ZM250 227H252V230H251ZM257 227H259V229ZM113 228L116 231L115 230H112ZM206 228L208 229V231L206 230ZM238 231H240L239 234H238ZM251 231H253V232H251ZM257 231L260 232V233H258ZM213 233H214V231H213ZM101 234H106V236H107L108 239L104 235L105 238L103 237L102 238L103 240H102L101 239V236H102ZM115 234H116L117 237L120 238V241L118 240L119 242L116 241L117 244L115 243V240H117V237L115 236ZM99 235H101V236H99ZM213 235H214V237H212ZM246 235H247V237H246ZM259 235L260 236L262 235V236L260 237ZM227 236L228 237L231 236V237L228 238ZM235 236H237L236 238L238 240L235 238ZM98 237H100L99 239H101V241H100L101 243L99 241L97 243V240L94 239V238H97L98 239ZM132 239H134L135 243H131V244L129 243L130 245L126 243V242H130V240L133 241ZM229 239L238 241V242H235V241L234 242L235 243H238L237 246L240 244L239 247H238L240 249L239 252H238V250H235V249H238V248H236L237 247L236 244L234 245L233 241H231ZM245 239L247 240L246 243H245ZM92 240L94 241V243H93ZM104 241H106V242H104ZM107 241H109V242H107ZM121 242H122V245L124 247L123 246L120 247L121 246ZM107 243L108 244L110 243V244L108 245ZM123 243L126 244L127 247H125V245ZM93 244H95V245L93 246ZM118 244H120V245H118ZM241 244H243V245H241ZM100 245H101L102 248L100 247ZM103 245H105V247ZM113 245H115L116 248ZM134 245H135V247H134ZM129 246H130V248H128ZM88 247L91 248V250ZM243 247H244V250H243ZM103 248H105V249H103ZM111 248H112V250L113 249L114 250L117 249V250H115L117 253H114V251L112 252ZM119 248H121L120 249V253H118L119 252V250H118ZM134 248H135V250H134ZM122 249H124V252L121 253V250ZM128 249H131V250L133 249V250L132 251L131 250L129 251ZM255 249H256V251H255ZM125 250L127 251L128 254L130 252H133V253H130L132 255L130 256V254L129 255L127 254V257L124 256V255H126ZM89 251H92V253L95 252L96 254L95 253L91 254V252L89 253ZM100 251H101V253H100ZM104 251L107 252L106 253L107 255L105 254ZM169 251H171V252H169ZM240 251H242V252H240ZM245 252H247V253H245ZM169 253H171V254H169ZM133 254H135V256ZM116 255H117V257H116ZM114 256H115V258H114ZM101 257H102V260H101ZM107 258L108 259H111V260L109 261V260H107ZM114 259L116 261H112ZM261 261H263V262H261ZM95 262H94V264H95Z\"/></svg>",
	"mask_w": 264,
	"mask_h": 264
},
{
	"label": "bare ground",
	"instance_id": "6f19581e",
	"mask_svg": "<svg viewBox=\"0 0 264 264\" xmlns=\"http://www.w3.org/2000/svg\"><path fill=\"white\" fill-rule=\"evenodd\" d=\"M110 2H108L109 4L106 6L105 5V7H103L104 9H101L102 8V5L100 6V9L101 10H103V11H101L98 7V9L100 10V12H105L106 13V16L107 17H109L107 14H109V12L111 13V11L113 10V8H112V6H113V4L115 3H117V1L118 0H109ZM127 2V5H129V4H135L134 2H135V0H120L119 2H118V6H119V4H120V6L124 3V2ZM129 1H133V2H130L129 3ZM138 1H140V0H138ZM163 1H179V2H188V3H190V4H202V3H208V4H212V5H215V6H218V7H220L219 5L220 4H223V3H221L220 1H218V0H216V3H212L211 2V0H162V2ZM241 1V0H240ZM254 1H256L257 2V0H254ZM261 1L262 0H260V3H261ZM264 1V0H263ZM262 1V2H263ZM7 2H12V3H15L16 4V6L18 5L20 8H21V10L22 11H24V12H33V13H41V12H44V13H47L49 16H51L52 18L51 19H48V17L45 19V20H41L42 21V23H40L39 21H37V23H36V28L37 29H39L38 31H40V33H42L43 35H46L48 32H47V29H46V25H48V24H55L56 22H58V20L56 21V19L54 20V18H56L57 17V15H60V13H62V14H64V10L65 9H63L62 11H60V13L58 12L59 10V8L58 9H56V10H58L57 12L54 10L56 7H60V4H58V0H0V4H3V3H7ZM249 2V1H248ZM255 2V3H256ZM129 3V4H128ZM250 3V2H249ZM252 3V2H251ZM250 3V4H251ZM58 4V5H57ZM105 4H107V3H105ZM261 4H263V3H261ZM260 4V5H261ZM124 5V4H123ZM127 5H125V6H127ZM223 5H225V4H223ZM251 5H253L254 7L253 8H255V4L254 3H252ZM264 5V4H263ZM117 5L115 6V7H118ZM120 6L118 7L119 9H120ZM227 5H225V7H223V8H226L227 9V7H226ZM262 6V5H261ZM18 7V8H19ZM122 7V6H121ZM124 7V6H123ZM152 7H154V6H152ZM20 8L18 9V10H20ZM126 8H128V6L126 7ZM229 8H231V9H233L232 7H230L229 6ZM259 8V7H258ZM262 8H264V6L262 7ZM129 9V8H128ZM231 9H230V11H231ZM68 10V9H67ZM150 10V7L149 8H146V9H144L142 12L140 11V9H138V11H140V13H144V12H146V11H149ZM229 10V9H228ZM69 11V10H68ZM118 12V9L116 8V10H115V8H114V10H113V14L114 13H116V14H118L119 12H121V10H119V12ZM20 12V11H19ZM55 12V13H54ZM65 12H67V11H65ZM128 12H130V11H128ZM232 12H233V10H232ZM234 12L235 13H239V14H241V13H247V15L246 16H252V17H254V15L253 14H251L249 11H247V10H237L236 9V11L234 10ZM23 13V12H22ZM68 13H70V12H68ZM54 14H55V16H54ZM61 14V15H62ZM98 14H101V13H98ZM129 14V13H128ZM127 13L125 14V17H126V19L125 18H123L124 16H122L121 17V19L123 18V21L122 22H124V24H126L127 25V23L128 24H130L129 26H131L132 24V26H134L135 24H134V21H135V19H138V16H133L132 15V17L133 18H130L131 16H130V14L128 15ZM103 15V14H102ZM110 15V14H109ZM136 15H137V13H136ZM25 16V15H24ZM39 16V15H38ZM100 16V15H99ZM110 16H112V15H110ZM22 17V16H21ZM27 17V16H26ZM30 17V16H29ZM36 17V20H39V19H37V15L36 16H33V17H31V18H26V20L28 21L29 19L31 20V21H33V19ZM100 17H102V16H100ZM128 17V18H127ZM33 18V19H32ZM42 18V17H41ZM59 20H61L63 17L61 16V18L58 16L57 17ZM65 18V17H64ZM1 19V18H0ZM2 19H4V21H5V18H2ZM23 18H21V20H22ZM25 19V18H24ZM68 19V18H67ZM73 19V18H72ZM120 19V18H119ZM120 19V20H121ZM125 19V20H124ZM8 20H10V19H8ZM26 20H22V23L21 22H18V21H15V20H10L9 22H11V21H13V22H11V23H8V21H7V18H6V23H4V21H2V20H0V28H2V30L5 32L4 34H5V36H6V34L7 35H14V34H17V33H19V32H21V31H23L24 29H25V27L23 26L24 25V23H26V22H24V21H26ZM36 20H34V21H36ZM71 20V19H70ZM79 20V19H78ZM81 20V19H80ZM79 20V21H80ZM134 20V21H133ZM139 20V19H138ZM31 21H28V22H31ZM33 21V22H34ZM64 21V20H63ZM131 21H133V22H131ZM24 22V23H23ZM62 22V21H61ZM70 22V23H69ZM68 23V25H70L69 27H67V29H66V31L67 32H72V29H76L77 30V28L78 27H84L83 25H82V23H78L79 25H78V27L76 28L75 26V28H71V22H74V21H69ZM75 22H76V19H75ZM81 22H83V21H81ZM122 22H120V24H123ZM137 22H139V21H136L135 23L136 24H139V23H137ZM59 23V22H58ZM65 23H67V22H65ZM115 23H117L118 25H119V21L118 22H115ZM32 24H34L35 25V23H31V26L30 27H35V26H32ZM38 24V25H37ZM113 24V23H112ZM67 25V24H66ZM67 25V26H68ZM81 25V26H80ZM64 25H62V27H63ZM113 26H114V24H113ZM117 25L115 24V27H116ZM128 26V27H129ZM131 26V27H132ZM135 26H138V25H135ZM60 27V26H59ZM61 27V28H62ZM121 26L119 25V26H117L116 28H120ZM27 28V27H26ZM55 28H57V27H55ZM64 28V27H63ZM115 28V29H116ZM263 28L264 27H262V30H263ZM69 29H71V30H69ZM82 29V28H81ZM114 29V27H113V30H115ZM118 29H116V30H118ZM25 30H27V29H25ZM57 30V29H56ZM60 30V29H59ZM63 30H65V29H63ZM75 30V31H76ZM113 30H109L108 32H110V35L112 34V31ZM115 30V31H116ZM36 31V30H35ZM34 31V32H35ZM51 31H53V30H51ZM74 31V30H73ZM115 31H113V32H115ZM120 31H122V30H120ZM58 32V34H59V32L60 31H57ZM64 32V31H63ZM70 32H69V34H70ZM118 33H119V31H117ZM115 33V34H118V33ZM0 33H3L2 31L0 32ZM50 33V32H49ZM125 33V32H124ZM264 33V32H263ZM4 34H1V36L2 35H4ZM57 34V35H58ZM63 34V33H62ZM64 34H66V33H64ZM69 34H68V38L70 39V37H69ZM120 34V33H119ZM119 34L118 35H116V36H119ZM123 34V33H122ZM126 34V36L128 35L129 37L127 38L126 37V39L127 40H130L129 38H131V36H132V34H128V33H125ZM61 35V34H60ZM131 35V36H130ZM59 36V35H58ZM81 36V35H80ZM123 37H125L124 35H122ZM122 36H120V39L118 38V40H117V37H111V39H114V41H115V38H116V41L114 42V41H112V42H114V44L116 45V42L118 41V43L117 44H120L121 42H123V41H120L121 39H123V38H121ZM135 36V35H134ZM3 37V36H2ZM8 37V36H7ZM73 37H76V36H73ZM82 37V36H81ZM48 38V37H47ZM68 38L66 39V40H64V38H63V36H62V39H60V40H63V41H66L67 42V44L69 43L68 42ZM80 38V37H79ZM132 38H134V37H132ZM143 38V37H142ZM145 38H147V37H145ZM43 39H45L44 37H43ZM51 39V38H50ZM50 39H47V40H49L50 41ZM53 39H55V38H53ZM126 39H124V40H126ZM144 39V38H143ZM152 39V38H151ZM156 39H160V38H156ZM155 39V40H156ZM46 40V39H45ZM60 40H55V41H58V42H56V48H54V49H58L59 47H61L62 45L60 44V43H62L63 41H61L60 43H59V41ZM72 40H73V42L75 41L73 38H72ZM72 40H70V43H69V46L68 45H65L66 46V49H67V52H66V49L64 50V47L65 46H63V53L64 54H66L65 56H67V53H71V55H73V54H75V55H73V57L71 56V55H69V57H71V60L69 59V57L67 58V59H69V61H72V58H73V61L72 62H76V63H78L79 62V64H81V62L83 61V63L86 61V59L89 57L88 55H89V52H87L88 54L86 55V54H84L83 53V50L84 51H87V50H85V48L83 47V46H85V47H88V46H86V45H83L82 47L84 48H81L80 47V44H79V46H78V44H77V48L75 49L76 51H75V53L73 52L74 51V48H75V44L74 43H72L71 44V41ZM126 40V41H127ZM135 40H137V39H135L134 38V40H132L131 42H133V41H135ZM140 40V39H139ZM138 40V41H139ZM145 40V39H144ZM147 40V39H146ZM145 40V41H146ZM149 40V39H148ZM154 39H152L151 41H148L149 42V44L151 43L152 45H153V48L155 49V47L156 46H158V44L159 43H161L160 42V40L157 42L158 44L156 45V42L154 43V41H153ZM42 41V40H41ZM54 40H52V42H53ZM120 41V42H119ZM137 41V42H138ZM141 41V40H140ZM139 41V42H140ZM145 41H143V44H144V42ZM130 41H127V43H129ZM130 42V43H131ZM136 42V41H135ZM142 42V41H141ZM147 42V41H146ZM148 42H147V44H144V47H145V45H148V48H142L141 46H142V44H141V46H140V49L138 48V50H136L135 51V53L137 54V51L139 52V50H141V49H143V50H141L139 53H138V55H136L137 56V58H140V57H143L144 55L146 56V53H150L149 52V49H151L152 48V45L150 46L149 44H148ZM153 42V43H152ZM162 42L164 43V41L162 40ZM41 43V42H40ZM42 43H44V42H42ZM46 43V42H45ZM125 43V42H124ZM47 44V43H46ZM46 44H44V45H46ZM50 44V43H49ZM49 44H48V46H49ZM58 44V45H57ZM61 46H60V45ZM72 45V47L73 48H69V47H71V45ZM134 44H136V43H134ZM162 44V43H161ZM161 44H160V46H161ZM228 44V43H227ZM226 44V45H227ZM41 45H43V44H41ZM139 45V44H138ZM164 45V44H163ZM172 46H174V44H171ZM40 46V45H39ZM96 46H98V45H96ZM105 46V45H104ZM117 47H118V45H116ZM135 46H137V45H135ZM150 46V47H149ZM155 46V47H154ZM166 45H164L162 48H164ZM52 47H54V45L52 46ZM69 49H68V48ZM89 47H94L93 45H89ZM88 47V48H89ZM112 47L115 49L116 47H114L113 46V44H112ZM132 47V46H131ZM131 47L129 46V51L131 50ZM138 47V46H137ZM168 47V46H167ZM170 47V46H169ZM168 47V48H169ZM178 47H179V44H178ZM40 48V47H39ZM38 48V49H39ZM45 48V47H44ZM43 48V49H44ZM50 48V47H49ZM48 47L45 49V51L47 50V49H49ZM81 48V49H83V50H81L82 51V54H80L79 53V49ZM97 48H102V46H99V47H97ZM94 49V52L96 51V50H98V49ZM112 48V49H113ZM122 48L123 49H121V50H124V48H126L125 46L123 47V44H122ZM128 48V47H127ZM159 48V47H158ZM167 48V49H168ZM218 48V47H217ZM41 49V48H40ZM53 49V48H52ZM61 49V48H60ZM87 49V48H86ZM92 49V48H91ZM117 49V48H116ZM115 49V50H116ZM119 49V48H118ZM135 49V48H134ZM154 49H151V51H153ZM156 49H157V47H156ZM167 49H165V50H167ZM59 50V49H58ZM71 50H73V51H70ZM89 50V49H88ZM115 50H111V52L110 53H112V54H115L114 52H115ZM128 50V49H127ZM133 50V49H132ZM131 50V51H132ZM158 50V49H157ZM156 50V51H157ZM170 50V49H169ZM3 51V50H2ZM34 51H36V52H34ZM33 52H34V54H36V53H38V51L39 50H34ZM44 51V50H43ZM44 51V52H45ZM60 51V50H59ZM62 51L61 52H56V51H54V50H47V52H41V50H40V54H37V55H40V56H34V54H32V55H30V56H32V57H30V61H29V63L30 64H28L27 66H25L23 63V65L24 66H21V67H23V68H21V69H23L24 70V68L25 69H27V73H29L28 72V68H26V67H29L30 68V66L31 65H33V66H31L32 67V71L30 70V72L33 74V75H30L31 73H29V75L31 76V77H34L33 79H32V81L31 82H33L32 84L34 85V87L33 86H31L32 84H30V82L29 81H27L28 80V76L29 75H27V82L29 83V85L27 86V90L28 89H30V88H28V87H30L31 86V88L33 87V90L31 91V92H33L34 90H35V87L37 86V88H38V83L41 81L40 79V81H38L37 80V78H43L44 79V81L47 79V82L45 83L46 84V86H45V84H44V86H45V88L43 89V88H41V89H43L44 90V92L47 94H44L43 96H45L46 95V97H47V99H46V103H48V105H47V110H45V107H43L44 108V110H43V108L41 109V110H39V111H37L38 113L40 112L41 113V115L40 116H42L41 118H38V117H40L39 116V114H37V117L36 118H34V119H37L35 122H34V124H32L31 122V120H29V121H31L30 122V125L27 123L28 122V120H25V121H27L26 123H25V121H20L18 118H16L15 119V116L17 115V114H19V112L21 111V108L19 107V109H20V111L17 109V106H16V108L15 109H17V110H15L14 109V111H9V113H8V111H7V113H5V114H7V116L6 115H4L3 116V110L5 109V107L3 108V107H1L0 106V112H2V114H0V117H2V118H4V117H6V118H4V119H1V120H3L2 122H0V264H88V260H90L91 258H93V260H94V256L92 257V255H91V258L90 259H88L89 258V254H88V249H87V246L89 245L88 243L89 242H87L88 240L87 239H89L90 238V236L92 235L91 233V235H87V239L85 238L86 236H85V232H87V230L89 229V227H90V225H91V221L90 220H92V219H90V220H88V221H90L89 222V224L90 225H87L88 223H87V217L86 216H83L82 214L85 212V208L84 207H82V209L84 208V210H80L81 212H82V214L77 210L78 208H76L75 209V207H76V205H75V203L76 202H71V199H68V197L66 198V197H62V195L64 196V193L68 190V189H64V188H61L62 187V184H61V182H63L64 183V185H66V184H69L67 187H65V188H70V190H69V192L70 191H72V192H68L67 191V193H69V194H73V195H75V199H77V200H75V201H78L79 199H78V197H80V195H81V197H82V194H83V186H84V184H87V182H85L84 181V183H81V181L79 182L80 184H83V185H81L80 187H81V190H76L77 189V186L79 187V185L77 184L78 182L76 181V180H74V179H76L77 177L76 176H74V174H73V178H72V176H70V178H68V180H67V176H69L68 174H70V172H72V168L71 167H77V166H80V163L82 162V161H80V160H84L83 162H85V164H86V157L88 158V155H87V153H89L90 151H88V150H91L90 148L87 150V152H86V155L87 156H85V152H83L82 154H79V156L81 155V156H83L84 155V158L82 157H80L81 159L80 160H78V161H80V162H78V164H76V162H74V164H72V166H70V172L68 173L67 171V173H63L64 175L65 174H67V175H65V179H63L64 177H63V174L61 175L63 178H61V176H59V177H57V176H55V177H53V175L50 173V175H52V177H48L49 176V172H48V170L47 169H45L44 167H42L43 165L42 164H40L39 165V158L37 157V155H36V153H35V149H36V146H37V144H41L42 143V137L43 136H45V137H47V136H50V135H52V130H51V126H52V124L55 122V119L57 118V111H58V109L59 108H61V104L59 103H57V101H59L60 100V98L61 97H65V99H66V96L64 95V94H66L67 96H69L68 94H70L71 95V93L70 92H72L73 93V95H71V96H75V97H71V96H69L70 97V102L68 101L69 100V97H67V99H66V101H68L69 103H71L73 106H71V104H70V107H71V109H73V107L75 108L76 106H77V104L79 103V101H81L82 100V102H84V101H86V99H87V101L90 99V97L89 96H91L92 98H93V96H94V94H95V90H99V89H97L96 88V85L98 84V82H94V88H96V89H94L93 88V80L94 79H92V81H89V76H88V73H86V72H84L85 73V75H86V81H88V85L86 84V83H84L83 84V81H82V83L81 82H79V81H81L80 80V78L78 79L77 78V81H76V77H74V74L75 73H77V72H75L74 74H72L73 72L71 71L72 69H74L75 67L73 66V65H76V64H74V63H72L71 65L72 66H69V67H67V68H71L72 67V69L70 70V72H69V70H68V72L69 73H71V75H69L68 73V76H67V78H64V79H68V77H72L73 79H72V81L75 83V81L77 82V83H79L78 85L79 86H81V84H82V89H84V88H86V89H84V90H82L81 88H79V90H78V92H76L77 91V89H78V87L76 88H73V87H69V89H71V88H73V91H72V89H71V91H67V88H68V86H67V88H66V85H67V82L63 79V81H62V83H61V81L59 80V81H56V80H58V77H56V79H53V78H55V77H51V76H54L55 74H54V72H56V74H57V70L55 71L54 70V72H53V68L52 67H55L54 69H56L57 67L56 66H58L57 65V62H58V60H55L56 58H58V57H60L61 56V54L60 53H62ZM80 51V52H81ZM90 51H92V50H90ZM118 51V50H117ZM126 50H124V55H122L123 57L124 56H126L127 54H125L126 52H125ZM129 51H128V55H129ZM156 51H153V52H156ZM162 51H164V50H162ZM160 52L161 53V56L162 55H164V53H165V55L167 54V52ZM172 51V50H171ZM32 52V53H33ZM93 52V53H94ZM159 52V51H158ZM157 52V54L159 55V57H160V54ZM1 53V52H0ZM5 53V52H4ZM57 53V54H56ZM62 53V55L64 56V54ZM79 53V54H78ZM93 53H92V56H93ZM103 53H105V52H103ZM144 55H143V54ZM58 54H60V56L58 55ZM84 54V55H83ZM112 54H109L108 53V51H106V54H104V58H105V55L108 57V58H110L108 55H112ZM139 54H141V55H143V56H141L140 55V57H139ZM156 54V58H159L158 57V55ZM169 54H171L170 52H169ZM2 55V54H1ZM80 55H82V57H83V59L85 60H83V59H79V58H81V56ZM86 55V56H85ZM147 55H149V54H147ZM4 56V54L1 56V57H3ZM57 56V57H56ZM64 56V57H65ZM85 56V57H84ZM91 56V55H90ZM114 56V55H113ZM120 56H121V54H120ZM119 56V57H120ZM136 56H135V59H136ZM144 56V57H145ZM6 57V56H5ZM78 57V58H77ZM94 57V56H93ZM93 57H89V58H92L93 59ZM117 58H118V61L120 62V60L121 59H119V57L118 56H116ZM114 58V57H111V59H116L117 60V58ZM7 58V57H6ZM61 58H62V56H61ZM89 58H88V61H89ZM121 58V57H120ZM127 58V56L125 57V58H123V59H126ZM155 58V59H156ZM162 58V57H161ZM166 58V57H165ZM1 59V58H0ZM5 59V58H4ZM64 59H66V58H64ZM64 59H62V61H61V65L63 64L62 62H65V60ZM66 59V60H67ZM113 59V60H114ZM128 59V58H127ZM215 59V58H214ZM213 59V60H214ZM28 60V59H27ZM80 60H81V62H80ZM159 60H161L160 58H159ZM212 60V61H213ZM215 60H217V59H215ZM1 61H3V60H0V62ZM5 61V60H4ZM13 61V60H12ZM23 61V60H22ZM26 61V60H25ZM88 61L87 62H85L84 63V65H87L86 66V69H87V67L89 66L88 64L89 63H91V62H89L88 63ZM90 61H91V59H90ZM117 61V62H118ZM123 61H125V60H123ZM122 61V62H123ZM127 61V60H126ZM135 61V60H134ZM137 61V60H136ZM135 61V62H136ZM60 62V61H59ZM109 62H110V60H109ZM112 62V61H111ZM113 62H115V61H113ZM121 62V63H122ZM128 62V61H127ZM131 61H129V63H130ZM135 62H133V64L135 63ZM217 61H215V63H216ZM2 63V62H1ZM4 63V62H3ZM12 63V62H11ZM11 63H9L8 65H10ZM17 63V62H16ZM21 63V62H20ZM26 63V62H25ZM55 63H56V65H55ZM66 63H68L69 64V62L68 61H66ZM83 63H82V65H83ZM14 64V63H13ZM19 64V63H18ZM27 64V63H26ZM59 64V63H58ZM65 64V63H64ZM78 64V66H80ZM107 64V63H106ZM113 64L114 63H112V66L109 64L108 66L109 67H112L113 68ZM117 64V63H116ZM217 64V63H216ZM17 65V64H16ZM20 65V64H19ZM42 65V66H41ZM44 65H46V66H44ZM210 65V66H209ZM208 66H207V68H205V76H204V78H207V79H210L211 80V76L213 75V78L214 77H218L219 75H224L223 77L225 78H227V80H226V82H229L230 80H231V78H232V75H231V72L233 71V70H231L232 69V67H230L231 66V64L229 65V63H227L226 65H224V67H223V65L222 66H220V69L218 68V67H216V66H218V64L217 65H215V64H213V65H211V64H209ZM1 66V65H0ZM3 66V65H2ZM1 66V67H2ZM12 66V65H11ZM65 66V65H64ZM217 68V69H219V70H217L215 67ZM15 67V66H14ZM38 67H40L41 68V71H40V68H38ZM45 67H46V69H48L47 70V73L48 74H45V72H46V69H45ZM48 67V68H47ZM63 67V66H62ZM61 67V68H62ZM74 67V68H73ZM77 67V66H76ZM91 67V66H90ZM116 67V69H117V66H115ZM206 67V66H205ZM10 68H12V67H10ZM16 68V67H15ZM20 68H18V69H20ZM35 68L37 69L38 68V73L39 72H42V74L40 73V75H39V77H37L36 78V75H34L35 73H36V71L34 72V70H35ZM42 68H43V70H42ZM52 68V69H51ZM67 68H66V70H65V68H64V70H63V72L64 71H66L67 72ZM82 68H85V67H82ZM112 68H110V70H112ZM196 68V67H195ZM214 68L217 70H214ZM9 69V68H8ZM13 69V68H12ZM12 69H10V70H12ZM20 69V70H21ZM44 69H45V71H44ZM49 69L50 70H52L51 71V73L53 72V75L50 73V71H49ZM17 70V69H16ZM58 70L60 71V69L58 68ZM75 70V69H74ZM73 70V71H74ZM89 70H90V68H89ZM169 70V72L171 71L170 69H167V70H165V72L166 71H168ZM207 70V71H206ZM13 71V70H12ZM26 71V70H25ZM24 71V72H25ZM43 71H44V73H43ZM83 71V70H82ZM86 71V70H85ZM107 71V72H106ZM122 72H123V70H121ZM188 71V70H187ZM191 71H194L193 69L191 70ZM199 71V70H198ZM216 71V72H215ZM16 72H18V71H16ZM21 72V71H20ZM61 72V71H60ZM63 72H61V73H63ZM66 72H64V74L66 73ZM111 72V71H110ZM168 72V73H169ZM185 72V71H184ZM190 72V71H189ZM195 72H197V70L195 71ZM38 73H36V74H38ZM101 73V72H100ZM100 73H98L99 75H100ZM108 73V70H105L104 72H103V74H104V77L106 78V76L108 75L107 74ZM114 72L112 71V73H110L109 75L111 76V74H113ZM115 73H116V70H115ZM13 74V73H12ZM51 74V75H50ZM58 74H59V72H58ZM58 74H57V76H58ZM67 74H65V75H67ZM102 74V73H101ZM118 74V73H117ZM117 74H115V76L117 75ZM125 74H126V72H125ZM138 74H140V73H138ZM137 73H136V75L139 77L140 76V78H138L136 75L134 76L135 78H131V79H128V80H126V82H127V85L129 84V85H131V84H133L134 86H135V84H137V85H139L138 87L139 88H128L127 89V87L128 86H126V91H128L126 94L124 93V95L123 94H121V93H119V94H121L124 98H122V99H126V100H129V105H127V106H124V105H122L121 104V102H120V104L122 105H120L119 107L120 108H117L116 109V111L117 112H119L120 114H118V116H122V118L121 119H118V118H120V117H118L117 116V112L115 111V109H113L114 107H112V110H114L113 111V113H115L116 115L115 116H113V113L111 112V114H110V116L112 115L113 117H114V119L113 118H111V119H113L114 121H115V119H116V121L114 122L113 120V124H109V125H107L106 126V123L105 122H107V121H109V120H111V119H109V120H104L105 118H109V117H105L103 120H104V123L103 122H101L102 121V119H100L101 121H99L100 123H103L104 124V127H108V126H110V125H114L115 123H117V121L119 120V121H123L122 123H120V122H118L117 124H115L113 127H114V131H113V127L111 128V129H109V130H106L105 128V130L108 132V131H110V134H111V132H114V133H112V136L114 135V137H113V139L115 138V136H116V133H118L119 135L121 134V133H128V134H130L131 133V135H128L129 137H128V139H129V143H128V140H127V143L124 145V146H121L122 148H120L121 150L120 151H122V149L125 147V146H127L128 147V145H129V147H131L130 145H132V144H134L135 142H134V138H132L134 135H135V130L136 129H139L141 126V124L140 123H142V122H140V123H138V124H136L135 123V115L137 114L136 112H135V115H133L132 116V118H134V119H130L129 120V118L131 117V116H129L128 117V119H126L127 118V116H125V115H128L129 113H133L132 111L130 112V110L134 107L133 105H132V103H134V101H133V97H134V95H135V97H140V96H148V97H150L151 99H154L155 97L157 98L158 97V95H156V96H154V94H155V92L152 90V91H150V89L149 90H147L148 89V87H147V85H150L151 86V82L152 83H154V81L153 80H155L154 78L155 77H153L152 75H154V74H151V78H153V80L149 77H147V75H146V77H145V75L143 76V77H141L142 75L140 74V75H138ZM165 74V73H164ZM187 74V73H186ZM194 74V73H193ZM208 74H210V75H208ZM24 75V74H23ZM26 75V74H25ZM43 76V77H40V76ZM63 75V74H62ZM61 75V76H62ZM77 75H78V73H77ZM97 75L98 77H102V75ZM128 75V74H127ZM126 75V78L128 77ZM157 74H155V76H156ZM163 75V74H162ZM166 75V74H165ZM185 75V74H184ZM208 75V76H207ZM22 75H20V77H21ZM44 76H46L45 78H44ZM56 76V75H55ZM59 77L60 79L62 78V77ZM87 76H88V80H87ZM90 76H92L91 74H90ZM118 76V75H117ZM158 76V75H157ZM161 75H159V79H157V80H159V81H163V78L165 77L164 75L162 76V77H160ZM166 76H168V75H166ZM187 76V75H186ZM185 76V77H186ZM252 76V75H251ZM15 77V76H14ZM14 77L12 76V78L14 79ZM18 77V76H17ZM24 77V76H23ZM22 77V78H23ZM47 77H49V78H47ZM64 77V76H63ZM93 77H95V76H93ZM100 77V78H101ZM104 77H102V78H104ZM137 77V78H136ZM192 77H194V76H192ZM208 77H210V78H208ZM10 78V77H9ZM36 78V79H35ZM112 78V77H111ZM128 78H130V77H128ZM188 78V77H187ZM186 78V79H187ZM195 78V77H194ZM219 78V77H218ZM246 78V77H245ZM260 78V77H259ZM20 79V78H19ZM19 79H17V80H19ZM24 79V78H23ZM52 79V80H51ZM75 79V80H74ZM83 79V78H82ZM107 79V78H106ZM110 79V78H109ZM161 79V80H160ZM165 79V78H164ZM193 79V78H192ZM215 79V81H214V83L216 84V78H214ZM252 80V78H250V76H249V80ZM255 79V78H254ZM258 79V78H257ZM7 80V79H6ZM12 80V79H11ZM37 80V81H36ZM49 80H51V82H49ZM53 80H55V82H53ZM62 80V79H61ZM90 80H91V78H90ZM97 80H100V79H98L97 78ZM96 80V81H97ZM101 80H103V79H101ZM100 80V81H101ZM108 80V79H107ZM185 80V79H184ZM180 81V82H171V84H170V82L167 84L166 82H164V83H166L165 85H166V87L164 86V88H165V90H164V88H163V90L162 91H164L165 92V96H174V95H176L177 93H180V92H182L183 94H186V92H187V94L186 95H183L182 93V95L184 96V97H186V99H184L183 98V96L181 97V94H180V98L181 99H183V100H185V101H183V100H181L180 99V102H179V104L180 105H182V106H180L178 103V105H179V107H182L183 108V110H180V109H182V108H180L179 109V107L177 108L176 106L174 107V105H173V107L171 108V105L172 104H170L169 105V107L171 108H166V110H165V113H163L162 111L161 112H159L158 110H155V114L156 113H158L159 115H157L156 116V118H155V120H154V122L155 123H157L158 125H159V127L160 126H162V125H165L166 123H164V121H168V123H170L169 125H171V121L172 122H174L175 120V124L177 123V122H182L183 120H184V122H186V123H190V126L188 127V126H186V127H188V128H186V129H182V130H184L183 132V134H182V132H176V135H178V134H180V135H182L181 137H180V139H174V142L175 141H183V142H185L184 144L186 145V143L188 144L189 142H190V144H191V141L192 140H194V142H196V143H194L195 145L197 144V147L194 145V147H196V148H194L197 152H198V154L197 155H195L197 152L193 149V147H191V145H189L188 147H189V149L190 148H192V151H191V153H192V158L193 157H195V159H197V161L195 162V164H197V166H199V164H200V168L199 169H203V175L200 177V179H199V177H197V175H198V172H200L199 170H198V172H197V175H196V178H198L199 179V181H200V185H203V183H201L202 182V180L204 181L205 179L208 181V182H210V183H213L214 181L213 180H217L218 182L219 181H221V183L223 182V181H225V180H223L225 177H226V174H227V171H226V169L227 168H225V171H224V169H223V171L222 170H220V169H218L219 167H220V165H218V162L216 163V164H214L213 163V161H215L216 159L218 160L220 157L222 158V156H223V158L221 159V166L223 167V166H227L228 165V163H231L230 162V160H231V156H232V153L236 150V149H234V148H232V149H230V150H232V153L230 152V150H228V148H231V147H228L226 144H228L226 141H224L223 139H220L221 137L223 138L224 136H223V134L225 133H223L221 136H218V138H216L217 136H214L213 138H212V136L213 135H217V133H219V135H220V132H218L217 130L219 129V130H221V133H222V130L223 131H227L226 133L228 134V133H231L230 131H231V128H232V126H233V116L231 115V113L233 112V110L231 111V109H233L234 108V106H235V104H237V103H235L234 104V106L230 103L231 102V100H230V102H229V99H230V89H225L223 92L218 88V90H217V88H216V85H214V83H213V85H211V87H209L210 88V90L213 92V94H214V97H212V101L211 102H209V100H207L209 97H208V92H204L206 89H208V83H206V81L205 82H201V83H199L197 80V84H200V85H197V84H193V86H195L196 88H197V86H203L204 85V83H206L208 86H204L203 88H201V90L202 89H205L204 91H201L199 88L200 87H198V89H193V86H192V84H190L189 86H191V87H189L188 85H187V81L185 80V81ZM210 80H208L207 82H210ZM219 80V79H218ZM229 80V81H228ZM251 80H250V82H251ZM260 80V79H259ZM14 81V80H13ZM66 83H65V82ZM71 81V82H72ZM99 81V82H100ZM104 81V80H103ZM156 81V80H155ZM192 81H194V79L192 80ZM191 81V83H193ZM202 81H204L203 79H202ZM212 81V80H211ZM212 81V82H213ZM244 81V80H243ZM242 81V82H243ZM254 81V80H253ZM255 81H257V80H255ZM6 82V81H5ZM16 82V81H15ZM14 82V83H15ZM21 82V81H20ZM25 82V81H24ZM38 82V83H37ZM43 82V81H42ZM63 82H64V85H63ZM69 82H70V80H69ZM89 82H90V84H89ZM92 82V83H91ZM125 82V83H126ZM249 82V81H248ZM7 83V82H6ZM18 83V82H17ZM16 83V84H17ZM27 83V84H28ZM35 83H36V85H35ZM81 83V84H80ZM156 83V82H155ZM161 83V82H160ZM195 83V82H194ZM20 84V83H19ZM41 84V83H40ZM39 84V85H40ZM91 84H92V88L94 89V90H92V88L90 89V87H91ZM158 84V83H157ZM203 84V85H202ZM211 84V83H210ZM224 84V83H223ZM226 84V83H225ZM6 85V84H5ZM9 85V84H8ZM7 85V86H8ZM11 85H12V82H11ZM68 85H69V83H68ZM123 85V84H122ZM126 85V84H125ZM160 85V84H159ZM163 85V84H162ZM162 85H161V87H162ZM197 85V86H196ZM250 85V84H249ZM13 86H15V85H13ZM18 86V85H17ZM16 86V87H17ZM41 86V85H40ZM70 86V85H69ZM75 86V85H74ZM87 86V87H86ZM90 86V87H89ZM101 86V85H100ZM100 86H99V88H100ZM132 86V85H131ZM133 86V87H134ZM146 86V87H145ZM222 86H225V85H222ZM5 87V86H4ZM12 87V86H11ZM158 87V86H157ZM156 87V88H157ZM160 87V86H159ZM160 87V88H161ZM241 87V86H240ZM245 87V86H244ZM6 88V87H5ZM15 88V87H14ZM36 88V91L37 90H39V88L37 89ZM141 88V89H140ZM142 88H147L146 90H144V89H142ZM150 88V87H149ZM224 88V87H223ZM231 88H233V87H231ZM245 88H247V87H245ZM13 89V88H12ZM41 89H40V91H41ZM68 89V90H69ZM121 89V88H120ZM234 89V88H233ZM2 90V89H1ZM17 90H18V88H17ZM82 90V91H81ZM86 90V91H85ZM119 90V89H118ZM136 90V91H135ZM186 90V92L184 93L183 91H185ZM189 90V91H188ZM12 90H10V92H11ZM40 91H37V92H40ZM75 91V92H74ZM122 91H123V89H122ZM156 91V90H155ZM162 91H160L161 93H162ZM207 91H209V90H207ZM220 91V92H219ZM232 91V90H231ZM245 91V90H244ZM260 91H262L263 92V90H260ZM259 91V92H260ZM3 92V91H2ZM14 92V91H13ZM27 92H29V91H27ZM35 92V91H34ZM33 92V93H34ZM66 92V93H65ZM121 92V91H120ZM157 92V91H156ZM160 92H158V94L160 93ZM164 92H163V94H164ZM256 92H258L257 90H256ZM255 91H254V94L256 93ZM42 93V92H41ZM76 93V94H75ZM79 93V94H78ZM99 93V92H98ZM261 93V92H260ZM259 93V94H260ZM10 94V93H9ZM35 94H37L38 95V93H36L35 92ZM40 94V93H39ZM78 94V95H77ZM85 94V95H84ZM96 94H97V92H96ZM163 94H161V95H163ZM212 94V93H211ZM244 94V93H243ZM257 94V93H256ZM255 94V95H256ZM7 95H8V93H7ZM80 95V96H79ZM81 95H82V98H78V97H81ZM83 95H84V98H83ZM98 95V94H97ZM97 95H95L96 97H94V98H97ZM121 95H118V96H121ZM160 94H159V97L161 96ZM210 95V94H209ZM216 95V96H215ZM3 96V95H2ZM36 96V95H35ZM61 96V97H60ZM78 96V97H77ZM107 96V95H106ZM115 96L118 98V96L115 94ZM114 96V97H115ZM121 96V97H122ZM164 96V95H163ZM163 96H161V97H163ZM242 96H244V95H242ZM110 97H111V95H110ZM72 98H73V100L76 102H74L73 100H72ZM89 98V99H88ZM211 98V97H210ZM252 98V97H251ZM250 98V99H251ZM257 98V97H256ZM2 99V98H1ZM35 99V98H34ZM65 99L64 100H62V101H65ZM79 99V100H78ZM106 99V98H105ZM108 99V98H107ZM106 99V101H108ZM113 99V97L111 98V100ZM116 99V98H115ZM114 99V100H115ZM197 99H199L201 102L200 103H202V104H200V105H198L197 103H198V101H197ZM243 99V98H242ZM37 100H38V98H37ZM84 100V101H83ZM111 100H109V101H111ZM113 100V101H114ZM120 100V97L118 98V101ZM125 100V101H126ZM238 100V99H237ZM249 100V99H248ZM33 101V102H32ZM30 100V102H32V103H35V101L34 100ZM71 101H73V102H71ZM118 101H117V103H118ZM183 101V102H182ZM234 101V100H233ZM68 102H66V103H68ZM81 102V103H82ZM105 102V101H104ZM127 102V101H126ZM125 102V103H126ZM255 102V101H254ZM258 102V101H257ZM257 102H256V104H257ZM29 103V102H28ZM61 103H63V102H61ZM76 104V106L74 105V104ZM88 103V102H87ZM107 103V102H106ZM241 103H242V101H241ZM240 103V104H241ZM247 103V102H246ZM12 104V103H11ZM80 104V103H79ZM78 104V106H80ZM86 104V103H85ZM112 104V103H111ZM110 103H109V105H111ZM116 104V103H115ZM128 104V103H127ZM184 104V105H183ZM238 104H239V102H238ZM239 104V105H240ZM243 104H245V103H243ZM243 104H242V106H243ZM7 105V104H6ZM31 105V104H30ZM37 105H38V101H37ZM57 105V106H56ZM60 105V106H59ZM108 105V104H107ZM113 105V104H112ZM117 105V104H116ZM118 105H119V103H118ZM117 105V106H118ZM130 105H132L131 107L132 108H130L129 109V107H130ZM3 106H5L4 104H3ZM10 105H7V108L9 107ZM19 106V105H18ZM21 106V105H20ZM33 105H31V107H30V109L32 108H34V107H32ZM35 106H36V104H35ZM66 106V105H65ZM69 106V105H68ZM68 106H66L65 108L67 109V107ZM123 106L124 107H127V109L128 110H126L127 111V113L126 114H123V115H121V112L120 111H122V109H121V107L123 108ZM129 106V107H128ZM167 106V105H166ZM206 107V109H207V113H209V114H207L206 112V114L207 115H209V116H205L204 117V119L205 120H203V119H201V121H200V123H197L198 121H197V119H196V121H194V119H193V122L191 123V122H189V121H191V120H189L188 121V119H187V112H189V110L188 109H190L191 107H193V109H195V108H202V107ZM246 106V105H245ZM245 106H243V108H241L240 106V108H238L237 106H235V109H236V107L238 108V110L236 111V114H235V116L236 115H238L239 117L241 116L242 118H243V121L241 122L242 124L240 125L241 127H242V129H243V126L245 127L246 125H248V124H250V120H249V116H251L252 114H253V112L254 111H256V110H254V111H252V114L250 113V115L249 116H246L245 117V113H246V110H245ZM257 106V105H256ZM13 107L12 108H9V109H13ZM110 107V106H109ZM116 107V106H115ZM233 107V108H232ZM262 107V106H261ZM64 108V107H63ZM69 108V107H68ZM106 108H108V107H106ZM135 108V107H134ZM133 108V109H134ZM174 108V109H173ZM249 108V107H248ZM247 108V109H248ZM255 107H253L252 109H254ZM3 109V110H2ZM8 109V110H9ZM110 109V108H109ZM125 109V108H124ZM168 109V110H167ZM251 109V108H250ZM256 109V108H255ZM258 109V108H257ZM35 110V109H34ZM38 110V109H37ZM105 110H108V109H105ZM135 110V109H134ZM140 110V109H139ZM185 110H188V111H186L185 112ZM18 111V112H17ZM27 111V110H26ZM32 111V110H31ZM36 111V110H35ZM56 111V112H55ZM129 111V112H128ZM180 111V112H179ZM230 111H231V113H230ZM17 112V113H16ZM28 112H30V110L28 111ZM33 112V111H32ZM44 113V115H43V113ZM249 112H251V110L249 111ZM14 113V114H13ZM27 113V112H26ZM34 113V112H33ZM106 113H108V112H106ZM105 113V114H106ZM110 113V112H109ZM123 113H125V111L123 112ZM161 113V114H160ZM162 113H163V115H162ZM20 114H21V112H20ZM19 114V115H20ZM29 114V113H28ZM249 114V113H248ZM247 113H246V115H248ZM18 115V116H19ZM23 115L24 114H22V117H23ZM35 115V114H34ZM34 115H33V117H34ZM103 115H104V113H103ZM130 115V114H129ZM132 115V114H131ZM17 116V117H18ZM101 116V118H102V115H100ZM99 116V117H100ZM104 116H106V115H104ZM107 116H109V114H107ZM111 116V117H112ZM154 116L155 115H153V116H151L152 117V119L154 118ZM159 116V117H158ZM253 116V115H252ZM258 116V115H257ZM263 116V115H262ZM14 117V118H13ZM21 117V116H20ZM21 117V118H22ZM125 117V118H124ZM151 117H149V118H151ZM172 118V119H169V118ZM189 117H190V115H189ZM254 117V116H253ZM23 118H25V117H23ZM124 118V119H123ZM149 118L148 119H146L145 121L147 122V120H149ZM192 118V117H191ZM199 118V117H198ZM264 118V117H263ZM21 122V124H23V123H25L22 127H20V123H18V124H16V122H18V120ZM40 119V120H39ZM118 119V120H117ZM167 119H169V120H167ZM186 119H187V121H186ZM14 120V121H13ZM15 120H17L16 122H15ZM22 120H24V119H22ZM151 120V119H150ZM149 120V121H150ZM174 120V121H173ZM177 120H179V121H177ZM238 120V119H237ZM254 120H256V119H254ZM261 120H263V119H261ZM261 120L259 121L260 123H261ZM144 121V120H143ZM144 121V122H145ZM170 121V122H169ZM204 121V122H203ZM252 121V120H251ZM257 121V120H256ZM255 121V122H256ZM12 122H14V124H12ZM36 122H39V123H36ZM154 122H153V125H154ZM196 122V123H195ZM263 122H264V120H263ZM110 123H112V122H110ZM120 123V124H119ZM238 123H240V120H239V122ZM254 123V122H253ZM15 124H16V126H15ZM27 124H28V126H27ZM96 124V123H95ZM95 124L93 125V126H95ZM97 124H99L98 123V121H97ZM103 124H101V126L103 125ZM140 124V125H139ZM144 124V123H143ZM152 124V123H151ZM150 124V125H151ZM156 124V125H157ZM178 124H180V125H182V126H184L183 125V123L181 124V123H178ZM177 124V125H178ZM256 125H257V123H255ZM18 125V126H17ZM117 125V126H116ZM146 125V124H145ZM148 126H149V124H147ZM180 125H178V126H180ZM238 125V124H237ZM147 126V127H148ZM173 126H176V125H173ZM172 126V127H173ZM178 126L176 127V129L178 128ZM181 126V127H182ZM201 126V127H200ZM239 126V127H240ZM255 126V125H254ZM259 126H261V124L259 125ZM98 127H100V126H98ZM158 127V128H159ZM172 127H170L171 128V130H173V132H174V129H172ZM180 127V128H181ZM235 127H236V125H235ZM241 127H240V129H241ZM248 127H250V126H248ZM264 127V126H263ZM95 128H96V126H95ZM102 128V127H101ZM115 128L117 129V130H115ZM183 128V127H182ZM256 128H257V126H256ZM96 129H98L99 130V128H96ZM108 129V128H107ZM162 129H164V128H162ZM166 129V128H165ZM169 129V128H168ZM175 129V130H176ZM210 129L211 130H215V131H217V133L216 132H214V131H212L213 132V134H212V132H210L211 134H212V136L209 134V136H208V133H209V131H210ZM251 129V128H250ZM179 130V129H178ZM177 130V131H178ZM206 130H209V131H206ZM246 129H244V131H245ZM254 130V129H253ZM258 130V129H257ZM262 130V129H261ZM117 131H120L121 133H119V132H117ZM180 131V130H179ZM204 131H206V132H208L207 134H206V136H208L209 137V139H207V140H205L204 142H209V140H211L212 142L215 140V139H218V140H220L221 141V143H220V141H218V140H215L214 142V144L215 145H213L212 143H211V145H213L214 147H211V145H209L208 144V146H207V144H206V148H205V146L203 147V139H204V137H202L201 135H203V132ZM235 131V130H234ZM236 131H239L238 129L236 130ZM243 131V132H244ZM247 131V130H246ZM96 131H94V133H95ZM116 132V133H115ZM164 132V131H163ZM165 132H166V130H165ZM240 132V131H239ZM239 132H235V133H239ZM251 132V131H250ZM249 132V133H250ZM257 132V131H256ZM255 131H254V133H256ZM260 131H258L257 133H259ZM262 132H264V131H262ZM262 132H260V133H262ZM100 133V132H99ZM106 133V132H105ZM123 133V134H124ZM127 133H126V135L125 136H127ZM178 133V134H177ZM202 133V134H201ZM225 133V134H226ZM235 133H233L234 135H238V134H235ZM241 133H242V130H241ZM256 133V134H257ZM97 134H98V132H97ZM97 134H96V137H97ZM102 135L104 134V133H101ZM101 134H100V136H101ZM109 133H107V135H108ZM122 134V138H121V141L123 140V135ZM132 134H133V136H132ZM167 133H165V135H166ZM175 134V133H174ZM232 134V133H231ZM246 134V136H247V132L245 133ZM244 133H243V135H245ZM99 135V134H98ZM105 135V134H104ZM103 135V136H104ZM165 135H163V137L165 136ZM260 136H261V134H259ZM264 135V134H263ZM95 136V135H94ZM100 136H99V142L101 141V138H100ZM106 136V135H105ZM108 136H110V137H108ZM108 136H106L105 138H108V140L110 141V139H111V135H108ZM162 136V135H161ZM197 136V137H196ZM227 136V135H226ZM225 136V137H226ZM246 136H243V137H246ZM251 136V135H250ZM95 137V138H96ZM118 137V136H117ZM130 137L132 138V139H134L133 141H132V139L130 140ZM162 137V138H163ZM174 137H177V136H174ZM198 137H202L201 139H202V144L200 143H198V141L200 140V138H198ZM235 137V136H234ZM238 137V136H237ZM236 137V138H237ZM239 137H240V135H239ZM248 137V136H247ZM246 137V138H247ZM254 137V136H253ZM252 136H251V139L253 138ZM258 137V136H257ZM256 137V138H257ZM95 138H94V140H95ZM119 138H120V136H119ZM125 138V137H124ZM179 138V137H178ZM242 138V137H241ZM261 138V137H260ZM259 137H258V139H260ZM113 139H111L112 141H113ZM117 139V138H116ZM126 139V138H125ZM125 139H124V141H125ZM195 139H198V141L197 140H195ZM213 139V140H212ZM230 139V138H229ZM250 139V138H249ZM248 139V140H249ZM250 139V140H251ZM257 139V140H258ZM91 140V141H90ZM89 140V142L90 143H92V141H93V139H90ZM97 140H98V138H97ZM96 140V141H97ZM103 141L105 140V139H102ZM224 142H223V141ZM227 140H228V137H227ZM256 140V139H255ZM256 140V141H257ZM106 141V140H105ZM109 141H107L106 143H108L109 144ZM120 142V140L119 139H117V142ZM130 141H132V142H130ZM177 141V142H178ZM229 141V140H228ZM231 141V140H230ZM260 141H263V139H261ZM98 142V144H97V148H98V150H97V148H95L93 145L95 144V142H93V145H92V148L94 149L95 148V150H93V151H106V145H105V142H100L99 143ZM111 142V141H110ZM116 140H114V142H111L112 144L110 145V147H108V150H110V148L112 149V147L114 146L115 148H113L114 150H116V148L118 149V147H116V146H119L120 147V145H119V143H117L118 145H116ZM123 142V141H122ZM176 142V143H177ZM180 142L178 143V144H180ZM201 142V141H200ZM218 142L220 143L219 145H218ZM250 142V141H249ZM253 141H251V143H252ZM258 142H259V140H258ZM232 143V142H231ZM262 143V142H261ZM99 144H101L100 146H103V144L105 145V147L103 146V148H105V149H103L102 147H98V145ZM115 144V145H114ZM120 144H121V142H120ZM183 144V143H182ZM184 144H183V146H184ZM198 144L200 145V146H198ZM222 144H224V145H222ZM232 144H235V143H232ZM253 144V143H252ZM255 144V146H256V144H258L257 142H255L254 143ZM253 144V145H254ZM96 145V144H95ZM172 145H174L173 144V142H172ZM177 145V144H176ZM236 145V144H235ZM253 145H251V146H253ZM260 145V144H259ZM88 146H89V144H88ZM109 146V145H108ZM132 146H134V145H132ZM218 146H221V147H218ZM223 146V147H222ZM254 146V147H255ZM124 148V149H127V151L125 150V153L126 152H128V154H129V150L128 149H130V148ZM135 147V146H134ZM186 147V146H185ZM253 147V148H254ZM257 147V146H256ZM260 147V146H259ZM258 147V148H259ZM262 147V146H261ZM100 148H102V149H100ZM131 148H133V147H131ZM218 148H220V150L221 151H219V149ZM222 148V149H221ZM237 148V147H236ZM252 148V147H251ZM251 148H249L250 150H251ZM263 148V147H262ZM261 148V149H262ZM123 149V150H124ZM233 149H234V151H233ZM238 149V148H237ZM240 149V148H239ZM247 150L248 152H250V150ZM114 150H110L111 152H113ZM185 150H186V148H185ZM185 150H183V153H184V155L186 156V154H185ZM194 150V151H193ZM253 150V149H252ZM258 150V149H257ZM110 151H108V152H110ZM119 150H118V153L120 152ZM176 151H178V153H179V150H175V155L177 154V152ZM181 151V150H180ZM188 151V150H187ZM238 151V150H237ZM237 151L235 152L236 154H238L237 153ZM261 152L263 151V150H260ZM107 152V151H106ZM105 152V153H106ZM123 153H124V151H122ZM196 152V153H195ZM238 152H240V151H238ZM248 152H246V153H248ZM91 153H92V151H91ZM91 153H90V158L91 157H95V160L97 161V163H96V161L94 160V158H91V159H93L95 162H93L91 159V163L94 165V166H96V168H98V167H100V165H102L104 162H105V160L103 161V160H101L102 158H104L105 156H106V159L108 158V157H110V155L112 154V158L111 159H109V160H111V162L109 163L108 161L107 162H105V163H108V164H106L105 165V163L103 164V167L102 168H104V167H108V165L110 166V167H108V170H109V168H111V164L113 163V164H115L116 166H117V164H118V162H116V160H118L119 161V163H121V161H123V159H125V157L123 156L124 154L123 153H119L118 154V156H119V158L121 157H123V159H120L119 160V158L117 157V152H113V153H109L110 155L107 157V155H105V154H103V156L102 157H99L100 158V161H103V162H101L102 164H99L100 163V161H99V159L96 157V154L99 156V155H101L102 153H104V152H101L100 154H98V153H92V154H94V155H91ZM147 153V152H146ZM145 153V154H146ZM149 153V152H148ZM181 153V152H180ZM191 153H189V156H190V154ZM219 153V154H218ZM244 153L245 152H243V154H242V156H244ZM108 154V153H107ZM115 154V155H114ZM144 154V155H145ZM170 154V153H169ZM169 154H167L166 155V157L165 158H167V160L165 159L164 161H166V162H169L170 160L168 159V155ZM217 154L218 155H220V157L219 156H217ZM241 154H238V155H236V156H241ZM250 154H251V152H250ZM257 154V153H256ZM115 156V158H114V156ZM127 155V154H126ZM125 155V156H126ZM153 155H154V153H153ZM157 155V154H156ZM173 155H174V153H173ZM174 155V156H175ZM180 154H178V156H179ZM195 155V156H194ZM233 155H235V154H233ZM246 155H248V154H246ZM252 155V154H251ZM258 155V154H257ZM256 155V156H257ZM141 156V155H140ZM143 156V155H142ZM168 156V157H167ZM185 156H183L182 155V157H183V160H184V158H185ZM259 157H260V155H258ZM262 156H264V155H262ZM261 156V157H262ZM116 157H117V159H116ZM134 155H132L131 157H130V160H131V158H133L134 159ZM146 157V156H145ZM155 157V156H154ZM180 157V156H179ZM188 157V156H187ZM186 157V158H187ZM196 157H199V158H196ZM234 157V156H233ZM260 157V158H261ZM98 160H97V159ZM139 158H141V157H139ZM147 158H148V156H147ZM173 158H175V157H173ZM186 158H185V160H184V162H182L183 163V165H181L182 166V168H180V169H182V170H178V166H176L175 165V163L173 164V166L175 165V168H173V169H175L174 171H183V166H185L184 165V163L186 164V162H188V160H186ZM192 158H190L191 160H192ZM210 158V159H209ZM237 158V157H236ZM241 158V157H240ZM243 158V157H242ZM244 158H245V156H244ZM247 158V157H246ZM105 159V158H104ZM116 159V160H115ZM132 159V160H133ZM142 159H144V156H143V158ZM141 159V160H142ZM179 159V162H180V159L182 160V158H178ZM198 159H199V161H205L206 159H209V161L211 160V162L212 163H209V166H208V164H207V167H208V169L207 170H210L209 169V167H211V166H213L212 164H214V167H215V169H214V167L210 170V171H208V172H206L205 170V168H202L203 166H202V162H198ZM205 159V160H204ZM249 159V158H248ZM86 160V161H85ZM115 160V161H114ZM129 160V162L131 163L132 161H130ZM148 160V159H147ZM151 160V159H150ZM149 160V161H150ZM152 160H153V158H152ZM169 160V161H168ZM174 160V159H173ZM173 160H171V161H173ZM175 160H176V158H175ZM232 160H233V158H232ZM258 160H260L259 158H258ZM113 161V162H112ZM178 161V160H177ZM208 161V160H207ZM206 161V162H207ZM219 161V160H218ZM236 161V160H235ZM250 161V160H249ZM82 162V163H83ZM88 163H87V165L88 164H90L89 163V161H87ZM128 162V163H129ZM179 162H177V165L179 164ZM239 162V161H238ZM263 162V161H262ZM262 162H261V164H262ZM117 163V164H116ZM126 163V162H125ZM128 163H126V164H128ZM141 163V162H140ZM145 163H147V162H145ZM170 163V162H169ZM169 163H167V166H169V167H172V165L171 164H169ZM202 163V164H201ZM235 163V162H234ZM237 163V162H236ZM84 164V163H83ZM82 164V165H83ZM84 164V167L85 168H83L82 170H84V171H86V167L87 168H89L88 166H86ZM91 164V165H92ZM99 164V165H98ZM125 164V165H126ZM164 164H165V162H164ZM169 164V165H168ZM180 164H181V162H180ZM92 165V166H93ZM205 165V164H204ZM211 165V166H210ZM215 165H218L217 167L218 168H216V166ZM236 165V164H235ZM238 166H240L239 164H237ZM234 166V167H232V165L230 166V165H228V167H230V169H229V171L228 172H233L234 173V171L236 170V168H238V166ZM245 165V164H244ZM93 166V167H94ZM127 166V168L129 167V165H126ZM126 166H125V168L123 169V170H126L127 168H126ZM131 166V165H130ZM202 166V167H201ZM206 166V165H205ZM204 166V167H205ZM241 166H242V164H241ZM264 166V165H263ZM262 166V168L264 169V167ZM123 167H124V165H123ZM122 167V168H123ZM206 167V168H207ZM222 167H220V168H222ZM259 167V166H258ZM101 168V167H100ZM116 168V167H115ZM115 168H113V170L112 169H110V170H112V172L114 173L115 171H117L118 170V168H116V170H115ZM130 168V167H129ZM198 168V167H197ZM92 169H94V168H92ZM172 169V170H173ZM205 169V170H204ZM214 169V171L215 170H219V172H221L222 171V173L220 174L219 172H218V174L216 173L217 171H215V173H213L212 174V170ZM241 169V168H240ZM44 170H45V175L46 174H48V175H46V177H45V175H44ZM74 170V169H73ZM76 170V169H75ZM73 171V172H75V175H77V173H78V171L76 172V171ZM81 170V172H79V174H80V177H81V179L80 180H86L85 178H87L88 177V175L90 176L91 175V173H87L86 175H85V173L83 172ZM89 170L91 171V167L89 168ZM96 170H98V169H96ZM101 170H103V169H101ZM101 170H99V171H101ZM104 170H107V168L106 169H104ZM107 170V171H108ZM109 170V171H110ZM115 170V171H114ZM128 170V169H127ZM228 170V169H227ZM237 170H239V168L237 169ZM39 171H43V176L41 177H39V175H41V174H39ZM90 171H88V172H90ZM106 171V172H107ZM108 171V172H109ZM262 171V170H261ZM40 172V173H41ZM93 174H94V172L93 171H91ZM96 172V171H95ZM111 172V171H110ZM111 172V175H113V173ZM131 172V168H130V170H129V173ZM224 172V173H223ZM230 172V173H231ZM240 172V171H239ZM256 172H258V169H257V171ZM255 172V173H256ZM260 172V171H259ZM82 173H84V175L82 174ZM105 173V172H104ZM116 173V172H115ZM127 173L128 172H126V175H127ZM134 173V175H135V172H133ZM132 173V174H133ZM175 173V172H174ZM37 174H39V175H37ZM96 174H97V172H96ZM95 174V175H96ZM110 173H108V175H109ZM125 174V173H124ZM200 174H202V172L200 173ZM236 174L237 173H234V175L236 176ZM81 175H83V176H87V177H83L82 178V176ZM102 175V174H101ZM100 175V176H101ZM107 175V174H106ZM105 175V176H106ZM130 175V174H129ZM176 175V174H175ZM225 175V176H224ZM232 176H233V174H231ZM256 175V174H255ZM38 176V177H37ZM78 176V175H77ZM103 176V175H102ZM133 176V175H132ZM208 176V177H207ZM227 176H229L230 177V175H229V173L227 174ZM238 176V175H237ZM236 176V177H237ZM241 176V175H240ZM79 177V176H78ZM206 177V178H205ZM229 177H226L227 179L229 178ZM256 177V176H255ZM259 177V176H258ZM257 177V178H258ZM261 177V176H260ZM59 179V181H58V179ZM72 178V179H71ZM195 178V179H196ZM205 178V179H204ZM225 178V179H226ZM63 179V180H62ZM78 179V178H77ZM197 179V180H198ZM226 179V181L224 182L226 185H227V180ZM262 179H263V177H262ZM62 180V181H61ZM67 180V182H69V183H66L65 181ZM72 180L73 181H75V182H77V183H73L72 182ZM196 180V181H197ZM233 180V182H235L234 181V178L232 179ZM236 180V179H235ZM238 180H240V178L238 179ZM256 180V179H255ZM254 180V181H255ZM259 180H260V178H259ZM71 181V182H70ZM199 181H197V182H199ZM207 181H205L206 183H208ZM197 182H195V183H197ZM232 182V183H233ZM237 183H239L238 181H236ZM235 182V183H236ZM259 182V181H258ZM217 183V182H216ZM220 183V184H221ZM231 183V184H232ZM249 183V182H248ZM61 186H59V185ZM71 184H72V186H71ZM183 184V183H182ZM199 183H197V185H198ZM218 184V183H217ZM217 184H215V186L214 187H216L217 186ZM219 184V185H220ZM225 184H223V185H220V187L222 186H224ZM234 184V183H233ZM232 184V185H233ZM251 184V183H250ZM249 184V185H250ZM252 184H254V183H252ZM259 184V183H258ZM257 184V185H258ZM262 184V183H261ZM76 185V186H75ZM113 185V186H112ZM115 185V186H114ZM117 185V186H116ZM119 183L118 182H116V183H111L110 184V187H111V189H112V187H117L118 189L120 188V191L121 190H123L124 189V187H119ZM191 185H192V183H191ZM197 185H195V186H197ZM211 185V184H210ZM232 185H230V183H229V186L231 187ZM240 186V184H237L236 186ZM248 185V187H246L245 188V186L243 187V189L245 188V190H247V188H250L251 186H253V185H250L249 186ZM71 186V187H70ZM86 186V185H85ZM203 186H206V185H203ZM212 186H213V184H212ZM236 187V189H238L239 190V188L240 187H242V186H240V187ZM255 186V185H254ZM79 187V188H80ZM90 187V186H89ZM108 187V186H107ZM192 187V186H191ZM199 187H201V186H198V188L196 187L195 189L197 190V189H199ZM208 187H209V185H208ZM233 187V186H232ZM71 188H72V190H71ZM73 188H76V189H73ZM78 188V189H79ZM122 188V189H121ZM192 188H194V187H192ZM204 188H206V187H204ZM203 188V189H204ZM216 188H218V187H216ZM234 189H235V187H233ZM232 188V189H233ZM257 188V189H256ZM65 190L63 193H62V191L63 190ZM84 189H85V187H84ZM86 189H87V187H86ZM86 189H85V191H86ZM90 189V188H89ZM109 189V188H108ZM114 189L115 188H113L111 191H112V193L110 192V189H109V191L107 190V188L105 189V191L107 190V192L103 195L104 197H105V195L107 196V194L110 192V196H109V198L111 197V195L112 194H118L120 191L119 190H117V189H115L117 192H115L114 191ZM181 189H182V187H181ZM179 190L178 192H180V193H182V190ZM188 189H189V186H188ZM187 189V190H188ZM202 189V187H201V190H199L197 193H198V196L199 195H201L202 193H201V191L203 190ZM220 189V188H219ZM223 188H221L219 191L221 192V190H222ZM251 189V188H250ZM258 189H259V187H254V191L255 190H257L258 191ZM91 190H92V188L90 189V191H88V189H87V191L89 192V193H87V191L85 192V194H90V192H91ZM125 190H127V189H124V191ZM186 189L184 190V191H187ZM225 190H229V189H226L225 188ZM242 189H240V191H241ZM252 190H253V188H252ZM73 191H77L78 193L80 192V195L77 193H75V192H73ZM124 191H123V193H124ZM191 191V189H189V192ZM195 191V190H194ZM193 191V192H194ZM219 191H218V193H219ZM230 191V190H229ZM232 191V190H231ZM234 191H236V190H234ZM254 191H251L250 193H254ZM256 191V192H257ZM260 191H262V190H260ZM259 191V192H260ZM115 192V193H114ZM193 192L191 193V195H194L193 194ZM228 192V191H227ZM226 192V193H227ZM233 192V191H232ZM237 192V191H236ZM235 192V193H236ZM249 192V191H248ZM256 192H255V194H256ZM259 192H257V193H259ZM264 192V191H263ZM61 193V194H60ZM67 193H65V194H67ZM75 193V194H74ZM101 193V192H100ZM102 193H104V192H102ZM125 193H127V192H125ZM128 193H131V191L130 192H128ZM127 193V194H128ZM188 193V192H187ZM199 193H201V194H199ZM229 193V192H228ZM231 193V192H230ZM234 193V194H235ZM242 193H243V191L241 192V194L239 193V196H240V200H238L237 201V203H236V205H235V203H234V205L232 204L234 201L236 202V200H237V198H236V196H234V198H236V200H234L233 201V199L231 198L232 196V193H231V195L229 196V194H227L228 196H229V198L230 199H232L231 201H233L232 203H230V202H228V200H229V198H228V196L226 197V196H222V195H224L223 193H221L222 195H220V196H222V197H226L227 199H225L226 200V207H228L229 205H230V207H231V204H232V206H233V208H231V210H233L234 211V207H235V209L236 210H238V213H239V211L241 210L240 208H239V203L241 202H243L244 200H245V198H249V201H250V199L253 197H249V196H247V197H244V198H242L243 199V201H241V197H242ZM245 193H246V191H245ZM69 194H67L66 196H68ZM84 194V196H85V199L86 198H88V197H86V195ZM183 194V193H182ZM244 194V193H243ZM248 194V193H247ZM255 194H253L254 195V197L253 198H255ZM261 194V193H260ZM60 196L61 195V197L60 198H62V199H59V197L58 196ZM77 195H79L78 197H77ZM102 195V194H101ZM120 195H122L121 193H119V196ZM238 195V194H237ZM252 195V194H251ZM102 196V197H103ZM115 196H117V195H115ZM126 196V195H125ZM195 196V195H194ZM257 194H256V198H257ZM69 197L71 198L72 197V195H69ZM74 197V196H73ZM77 197V198H76ZM81 197H80V200H81ZM113 197V196H112ZM118 197V196H117ZM115 198L114 200L115 201H117V199L119 198ZM219 197V196H218ZM106 199L103 201V200H101V201H103V202H107V203H109L108 201H109V198H107V197H105ZM120 198H121V196H120ZM118 199V202L120 201V200H122V198L121 199ZM125 198V197H124ZM127 198H128V195H127ZM253 198H252V203L250 204L249 202V204L250 205H254V208L253 209H255V210H258V208L255 206V202H259L256 198V201L253 203ZM260 198V200L262 199L261 197H259ZM258 198V199H259ZM74 199V198H73ZM83 199H84V197H83ZM84 199V200H85ZM102 199V198H101ZM111 199H113V198H110V200ZM222 199V198H221ZM224 199V198H223ZM58 200H61L60 201V203L61 204H59V202H57ZM62 200L64 201V200H67V202L68 203H70L71 205H69L70 207H71V209H73L74 208V213L72 212H70V210H67V209H65L64 207H63V205L66 203H64V204H62L63 202H62ZM106 200H108V201H106ZM113 200V201H114ZM125 200V199H124ZM264 200V199H263ZM262 200V201H263ZM73 201V200H72ZM127 201V200H126ZM221 201H223V200H221ZM246 201H248V200H246ZM111 202H112V200H111ZM122 202V201H121ZM223 202H225V201H223ZM227 202L229 203V205H227ZM67 203V204H68ZM78 203V205H79V202H77ZM83 203H86L85 201L83 202ZM82 201H81V206H82ZM120 203V202H119ZM118 203V204H119ZM247 203V202H246ZM260 203H261V201H260ZM74 204V205H73ZM113 202H112V207H113ZM116 204H117V202H116ZM120 204H122V203H120ZM221 204H222V202H221ZM224 204L225 203H223V207H224ZM77 205V207H79ZM61 206V207H60ZM73 206V207H72ZM80 206V207H81ZM83 206H86L85 204H83ZM106 206H107V204H106ZM106 206H104V207H106ZM111 206V205H110ZM166 206H167V203H166ZM173 206H174V204H173ZM187 206H188V204H187ZM242 208H243V206H242V204L240 205ZM259 206V205H258ZM264 206V205H263ZM79 207V208H80ZM107 207H109V206H107ZM117 207V206H116ZM225 207V208H226ZM230 207H229V209H230ZM245 208H246V206H244ZM247 207H249V205L247 206ZM256 207V208H255ZM260 207H262V205L260 206ZM62 208V209H61ZM100 208H103V207H100ZM221 208H222V206H221ZM237 208H239V209H237ZM252 208V207H251ZM119 209V208H118ZM117 209V210H118ZM121 209V208H120ZM124 209V208H123ZM244 209V208H243ZM248 209V208H247ZM260 209V208H259ZM61 210L62 211H66V213H63V212H61ZM75 210H77V215H78V218L79 217H81V218H83V220H85V223H86V226H85V224H82L83 223V220H80L81 222H79L78 220L80 219H78L77 221L75 220L77 217V215H76V213H75ZM101 210V209H100ZM105 210V209H104ZM227 210V209H226ZM231 210H228L229 211V213H231L230 211ZM250 210V209H249ZM249 210L248 211H246V212H248L249 213ZM261 210V209H260ZM84 211V212H83ZM87 211V210H86ZM102 211V210H101ZM109 211V210H108ZM113 211V210H112ZM123 211V210H122ZM128 211V210H127ZM218 211V210H217ZM216 211V212H217ZM222 212H223V210H221ZM220 211V212H221ZM224 211H225V209H224ZM228 211H227V213H228ZM232 211V212H233ZM244 211H245V209H244ZM263 211H264V209H263ZM262 211V212H263ZM68 212H70V213H68ZM98 212V211H97ZM109 212H111V211H109ZM108 212V213H109ZM125 212H126V209H125ZM226 212V211H225ZM234 212H236V211H234ZM242 212V211H241ZM240 212V213H241ZM254 212V211H253ZM257 212V214H258V211H256ZM256 212H254L255 214H256ZM79 213V214H78ZM100 213V212H99ZM112 213V212H111ZM117 213H119V212H116V214ZM128 213H129V211H128ZM64 214H68V215H64ZM72 214V215H71ZM80 214H81V216H80ZM85 214V213H84ZM96 214V213H95ZM115 214V215H116ZM120 215H121V213H119ZM130 214V213H129ZM128 214V215H129ZM219 214V216H217ZM218 214H216V215H214V217H216V218H218L219 217V220H220V218H222L221 217V214L220 213H218ZM254 214V215H255ZM98 215V214H97ZM112 215H114V214H112ZM222 215H223V217H224V214L222 213ZM225 215H227V214H225ZM232 215H233V213H232ZM232 215L230 216L231 218H232ZM235 215V214H234ZM237 215V214H236ZM239 215V214H238ZM251 215V214H250ZM252 215H253V213H252ZM73 216V217H72ZM95 216V215H94ZM117 216H119V215H117ZM228 216V215H227ZM241 216V215H240ZM239 216V217H240ZM242 216H243V214H242ZM259 217H260V213H259V215H258ZM263 216H264V213H263ZM74 217H76V218H74ZM85 217H86V219H85ZM121 216H119V218H120ZM124 217H126L125 215H124ZM129 217V216H128ZM128 217L126 218V220L128 219ZM234 217H236L237 218V216H234ZM244 217V216H243ZM247 217V216H246ZM252 217V216H251ZM254 217V216H253ZM252 217V218H253ZM259 217H257V220H260V218ZM261 217H262V215H261ZM109 218H110V216H109ZM111 218H112V216H111ZM110 218V219H111ZM117 218V217H116ZM229 218V217H228ZM242 218V217H241ZM254 218H256V217H254ZM254 218H253V220H254ZM110 219H108V221H110L111 222V224H112V221H113V218H112V220H110ZM118 219V218H117ZM212 219H213V217H212ZM211 218H210V220H212ZM230 219V218H229ZM247 219V218H246ZM249 219V218H248ZM261 219H263V218H261ZM114 220H115V218H114ZM121 220H122V218H121ZM125 220V219H124ZM125 220V221H126ZM129 220V219H128ZM200 220H202V219H200ZM232 220V219H231ZM231 220H229V221H231ZM236 220V219H235ZM237 220H240V219H237ZM237 220H236V222H237ZM242 220V219H241ZM241 220L239 221V222H241ZM252 220V221H253ZM256 220V219H255ZM264 220V219H263ZM98 221V220H97ZM117 221H119V220H117ZM197 221H199V220H197ZM204 221V220H203ZM206 221V220H205ZM214 221V219L212 220V222ZM222 221V220H221ZM93 222H94V220H93ZM96 222V221H95ZM114 222H116V220L114 221ZM113 222V223H114ZM122 221H120V223H121ZM207 222H208V220L205 222V224H207ZM232 222H234V220L232 221ZM255 222V221H254ZM261 220L258 222V223H260L261 224ZM124 223V222H123ZM123 223H121L120 225H122ZM128 223H130V222H128ZM132 223V222H131ZM197 223V222H196ZM201 224H202V221L200 222ZM204 223V222H203ZM209 223V222H208ZM214 223V225H216V226H218V225H220V226H223V224L225 223V221H224V223L223 224H218L217 225V223L215 224V222H213ZM244 223H245V221H244ZM243 223V224H244ZM250 223L252 224V222L250 221ZM263 223V222H262ZM115 224H117V223H115ZM125 224H127V223H125ZM125 224H123V228L125 227L124 225ZM187 224V223H186ZM189 224H191V223H189ZM188 224V225H189ZM195 224V223H194ZM205 224H203V225H205ZM242 224V223H241ZM259 224V225H260ZM264 224V223H263ZM94 225V227H93V231H94V228H96L95 226H96V224H93ZM110 225V224H109ZM119 225V226H120ZM127 225H129V224H127ZM126 225V226H127ZM196 225V224H195ZM212 225V227H210ZM210 226H208V224H207V228L209 229V231H208V229L206 228V230L208 231L206 234H208V236H209V234H211L210 232H212V234H216L217 232L216 231H218V237L220 238L221 236H223L222 235V233H223V231H226V233H228V229L229 228H227V229H223L222 230V233L219 231L220 229H222L221 227H220V229L218 228V227H216V226H214L213 224H211ZM224 225H226V224H224ZM230 225V224H229ZM232 225H233V223H232ZM235 225V224H234ZM238 225H240V223H238ZM237 225V226H238ZM248 225H249V223H248ZM253 225V224H252ZM83 226H85V228H88V229H85ZM89 226V227H88ZM111 226V225H110ZM114 226V225H113ZM113 226H111V227H113ZM116 226V225H115ZM116 227L117 229H119L118 230V232L119 233H123V231H125L126 229H128V228H124V229H121V227ZM133 226V225H132ZM185 226H187V225H185ZM191 226H193V224L191 225ZM200 226V225H199ZM206 226V225H205ZM247 226V225H246ZM256 226H258V224L256 225ZM91 227H92V225H91ZM190 227V226H189ZM189 227H186V229H187V232H188V230L189 231H192V230H190V229H192L191 227L189 228ZM197 227V226H196ZM223 227H227V225L226 226H223ZM234 227V226H233ZM247 227H249V226H247ZM115 228V227H114ZM112 229V230H115V229ZM184 228V227H183ZM200 228H201V226H200ZM202 228H204V227H202ZM237 227H235V229H236ZM251 228V230H252V227H250ZM249 228V229H250ZM253 228H254V226H253ZM256 228V227H255ZM258 229H259V227H257ZM97 230H98V228H96ZM205 229V228H204ZM203 229V230H204ZM219 229V230H218ZM235 229H233L234 230V232H236L235 231ZM257 229V230H258ZM86 230V231H85ZM194 230V229H193ZM198 230V229H197ZM232 230V229H231ZM230 229H229V235H230V233L233 231H231ZM264 230V229H263ZM89 231H91V230H88V232L86 233V234H89ZM99 231V230H98ZM97 231V232H98ZM116 231V230H115ZM122 231V232H121ZM181 231V230H180ZM186 231V230H185ZM213 231H214V233H213ZM231 231V232H230ZM202 232V231H201ZM216 232V233H215ZM239 232L240 231H238V234H239ZM251 232H253V231H251ZM258 232V231H257ZM99 233H103V232H101V231H99ZM194 233V232H193ZM221 235H220V234ZM226 233H223L224 235L226 234ZM233 233V232H232ZM231 233V234H232ZM256 233V232H255ZM258 233H260V232H258ZM191 234V233H190ZM227 234V235H228ZM254 234V233H253ZM102 235V236H101ZM101 235H99V236H101V239L104 237L105 238V236H106V234H101ZM105 235V236H104ZM118 235V234H117ZM123 235V234H122ZM121 235V236H122ZM255 235V234H254ZM94 236V235H93ZM115 236H116V234H115ZM119 236V235H118ZM216 236V235H215ZM231 236H233V234L231 235ZM230 236V237H231ZM238 236V235H237ZM237 236H235V238L237 237ZM243 236V235H242ZM256 236V235H255ZM260 236V235H259ZM262 236V235H261ZM260 236V237H261ZM89 237V238H88ZM117 237V236H116ZM212 237H214V235L212 236ZM224 238H225V236H223ZM228 237V236H227ZM230 237H228V238H230ZM246 237H247V235H246ZM91 238H93L92 236H91ZM100 237H98V239H99ZM106 238H107V236H106ZM119 237H117V240H115V243L117 244V242H119L120 241V238L118 239ZM211 238V237H210ZM222 238V237H221ZM233 238V237H232ZM243 238V237H242ZM95 240H97V243H98V241L100 242L101 241V239H97V238H94ZM108 239V238H107ZM223 239V238H222ZM226 239V238H225ZM237 239V238H236ZM240 239V238H239ZM244 239V238H243ZM247 239V238H246ZM245 239V243H246V240ZM103 240V239H102ZM106 240V239H105ZM119 240V241H118ZM133 241H131L130 240V242H126L127 244H131V243H135V241H134V239H132ZM209 240V239H208ZM211 240V239H210ZM226 240H228V239H226ZM229 240H231V241H233V243H234V245L236 244V246H237V244L238 243H235V242H238V241H236V240H232V239H229ZM238 240V239H237ZM241 240V239H240ZM256 240V239H255ZM89 241H91L90 239H89ZM93 241V240H92ZM117 241V242H116ZM235 241V242H234ZM104 242H106V241H104ZM107 242H109V241H107ZM227 242V241H226ZM93 243H94V241H93ZM101 243V242H100ZM99 243V244H100ZM114 243V244H115ZM232 243V242H231ZM230 243V244H231ZM232 243V244H233ZM253 243V242H252ZM86 244H88V245H86ZM92 244V243H91ZM103 244V243H102ZM108 244V243H107ZM110 244V243H109ZM108 244V245H109ZM124 244V243H123ZM129 244V245H130ZM229 244V243H228ZM95 244H93V246H94ZM118 245H120V244H118ZM125 245V247H127V245L126 244H124ZM240 245V244H239ZM239 245L236 247V248H238L239 247ZM241 245H243V244H241ZM246 245V244H245ZM250 245V244H249ZM248 245V246H249ZM104 247H105V245H103ZM107 246V245H106ZM115 248H116V246L115 245H113ZM123 245H122V242H121V246L120 247H122ZM100 247H101V245H100ZM124 247V246H123ZM134 247H135V245H134ZM250 247V246H249ZM254 247V246H253ZM252 247V248H253ZM263 247V246H262ZM89 248V247H88ZM93 248V247H92ZM95 248V247H94ZM97 248V247H96ZM102 248V247H101ZM118 248V247H117ZM128 248H130V246L128 247ZM235 248V247H234ZM90 250H91V248H89ZM98 249V248H97ZM96 249V250H97ZM103 249H105V248H103ZM120 249L121 248H119L118 250H119V252L118 253H120ZM127 249V248H126ZM251 249V248H250ZM100 250V249H99ZM98 250V251H99ZM108 250V249H107ZM106 250V251H107ZM111 250H112V248H111ZM115 250H117V249H115ZM114 249L112 250V252L114 251V253H117L116 251H115ZM129 251L131 250V249H128ZM133 250V249H132ZM131 250V251H132ZM134 250H135V248H134ZM235 250H238V252H239V248L238 249H235ZM243 250H244V247H243ZM94 251V250H93ZM255 251H256V249H255ZM91 252V254H93V253H95V252H93L92 253V251H89V253ZM105 252V251H104ZM122 252H124V249H122L121 250V253ZM125 252H126V255H124V256H126L127 257V251L125 250ZM169 252H171V251H169ZM237 252V251H236ZM237 252V253H238ZM240 252H242V251H240ZM253 252V251H252ZM98 253V252H97ZM100 253H101V251H100ZM107 252H105V254H106ZM109 253V252H108ZM111 253V252H110ZM113 253V254H114ZM130 253H133V252H130ZM129 253V254H130ZM245 253H247V252H245ZM258 253V252H257ZM96 254V253H95ZM112 254V253H111ZM128 254V255H129ZM169 254H171V253H169ZM239 254V253H238ZM89 255V256H88ZM103 255V254H102ZM107 255V254H106ZM110 255V254H109ZM132 254H130V256H131ZM134 256H135V254H133ZM253 255V254H252ZM101 256V255H100ZM111 256V255H110ZM113 256V255H112ZM133 256V257H134ZM240 256V255H239ZM238 256V257H239ZM256 256V255H255ZM99 257V256H98ZM116 257H117V255H116ZM125 257V258H126ZM237 257V256H236ZM250 257V256H249ZM96 258V257H95ZM100 258V257H99ZM114 258H115V256H114ZM240 258V257H239ZM248 258V257H247ZM106 259V258H105ZM113 259V258H112ZM242 259V258H241ZM244 259V258H243ZM246 259V258H245ZM264 259V258H263ZM101 260H102V257H101ZM107 260H111V259H108L107 258ZM260 260V259H259ZM105 261V260H104ZM112 261H116L115 259L114 260H112ZM119 261V260H118ZM118 261H116L117 262V264H119V262ZM247 261V260H246ZM91 262V261H90ZM95 262V261H94ZM94 262L92 263V264H94ZM96 262H100V260H96ZM96 262H95V264H96ZM122 262V261H121ZM150 262V261H149ZM148 262V263H149ZM245 262V261H244ZM261 262H263V261H261ZM106 263V262H105ZM108 263H110V262H108ZM107 263V264H108ZM116 264V263H115ZM151 264V263H150ZM245 264V263H244ZM264 264V263H263Z\"/></svg>",
	"mask_w": 264,
	"mask_h": 264
},
{
	"label": "snow or ice",
	"instance_id": "6c2138e0",
	"mask_svg": "<svg viewBox=\"0 0 264 264\" xmlns=\"http://www.w3.org/2000/svg\"><path fill=\"white\" fill-rule=\"evenodd\" d=\"M162 0H144V3L142 5H140V9L141 11H143L144 9L146 8H149V7H152L153 5L155 4H159L161 3ZM212 3H216V0H211ZM123 7V4L121 5ZM137 5L135 4H129L128 7L131 9V8H135ZM220 7H225V5L223 4H220L219 5ZM242 15H247V13H241ZM5 18L7 19H10V20H15V21H18V22H22L21 20V17L20 16H6ZM258 23L264 27V17H261V18H258ZM205 140L209 139V137L205 136L204 137ZM225 140H227V137L224 138ZM255 143V138H253V144ZM228 147H231V148H236V145L235 144H232L231 141H228V144H227ZM238 151L240 152H245V149L243 148H240V149H237ZM247 154V153H245ZM261 159H264V156L261 157Z\"/></svg>",
	"mask_w": 264,
	"mask_h": 264
}]
</instances>
